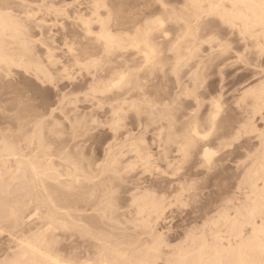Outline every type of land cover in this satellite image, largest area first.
<instances>
[{
    "label": "rangeland",
    "instance_id": "rangeland-1",
    "mask_svg": "<svg viewBox=\"0 0 264 264\" xmlns=\"http://www.w3.org/2000/svg\"><path fill=\"white\" fill-rule=\"evenodd\" d=\"M5 0H3V2H4ZM7 1V2H6ZM5 2L6 3H4V4H2L1 5V13H4V12H8V13H4V14H6L7 16H8V18L9 17H11V22H14V19L15 18H17V21H16V19H15V23L17 24V22H18V24H22L19 28L20 29H22L23 27V32H24V30L26 31V33L28 32V35H27V37H26V33H25V39H26V41H29V44H28V46H29V48H32V49H30L31 50V58L33 59V60H37V63H40L39 65L41 66V67H45V68H47V71L49 70V74H50V76H49V78L51 79V78H53V77H56V78H60V80H59V83L60 84H67L68 85V88L67 89H64V88H61V95H65V93L68 95L69 93H71V92H75V93H78L79 92V95H78V98L80 99H78L79 101H77V102H72L73 101V98L71 97V96H69L68 97V99L65 101V103L63 104V106H62V111H58V112H56L55 114H52L53 115V117L51 118L50 117V119H48V120H44V117L43 116H36V115H34V114H28V113H21V110H20V105L17 103V98H16V95H15V89L12 87V85H19V84H22V83H25V82H30V83H32V84H37V85H39V87H41V88H45L46 87V85L43 83V81L45 80V79H43L44 78V76L41 78V80H40V76H42L41 74H39L40 76H38V74L37 75H35L34 74V71H29V73H27L25 70H23V68H21L20 69V67L18 68V67H12L11 69H10V72H9V74H0V150H1V148H2V146L4 145V143H5V141H3L4 139H5V136H6V138L7 139H9V140H11L12 142H14V144L17 146L18 145V147L19 148H21V150H19V152H18V154H20L18 157H15L14 156V158L16 159V160H19L20 158L24 161V163H28V162H30V161H38L39 159H41V160H44L46 157L45 156H47L48 157V155H49V159H45V161L46 160H48V162H52V161H54V162H52V164L53 165H51V167H53V169L52 170H55L54 172H58L57 170H59L61 173H62V171L63 170H65L64 171V175H65V173H66V167H64V166H62V165H64L65 163V165L67 166V165H69V163H67L68 162V160H70L71 162L72 161H74V163H76V162H79V163H81V166H83V168L82 169H84V167L85 166H87V167H85V168H89L90 166H89V164H91V166L92 165H94V163H97V164H95L96 165V167L95 166H92V168H90V169H92L91 171H93L95 168H96V170L98 169V171H96L97 173H98V175H97V173L96 172H94L93 174H91V175H93V177L91 178V181H93L92 183H93V185L91 186L92 188H93V190L91 191L92 193H94V195H96V196H98L97 194H106L107 195V197H106V195H104L105 197H106V200L104 199L105 197L104 196H102V197H104L103 199H102V197L101 196H98V197H100V199H102L104 202H102V204H105L106 203V201L108 202L109 201V199H110V203H108V204H110V206L112 207H109L108 208V204H105V206L104 205H101V207L100 208H98V209H96V211H94L93 213L92 212H89V217H88V215H87V217H83L85 220H87L86 221V223L88 222V220H89V222H90V220L92 221V219L97 223V224H99L100 226H101V229H102V231L100 230V232H99V230H97L100 226H98L97 227V229H96V227H92L91 226V222L90 223H88L89 225L87 226V224L85 223V222H83L82 221V223L81 222H78L79 224H77V218H80V216H79V214H81V212H83L82 211V209L84 210V206L82 205L83 203H81L80 202V204H79V202L78 201H76V203L77 204H79V205H82V209H81V207H78L79 205H76V203L74 204V200H73V202H72V199H70L69 200V198L71 197V195L75 192V191H77V190H75L74 192H73V190L71 191L72 193H70L69 191H67L66 192V190H65V188H66V183H64V180H63V178L65 179L66 178V176L67 175H65V176H60V172H58L57 174V178L59 179L60 177V179H62V181L63 182H60L59 180H57L56 179V186H57V184L59 183L60 185H59V187H56V186H54L55 184L53 183V186H54V189H53V187L51 188V186H52V182L50 181V179L51 178H49V180H47L48 178H46V179H44V184H42L43 186L42 187H45V188H47V189H45L44 188V190H46V194L47 195H49V196H51V195H53V196H51L52 197V199L54 200V202H55V200H56V204L57 205H59L60 204V206L59 207H62V209L63 208H65V209H63L64 210V214L63 215H65L66 213V211H67V215H70V216H68L67 217V215L66 216H62V217H64V219L66 220L67 218H71L72 219V221H71V219L69 220V219H67L66 221H69L70 222V224H72L73 222H75V223H73V225L75 224V226H77V228L78 227H80V225H81V227H83V228H78L77 230L79 231V233H78V231L76 230H73V229H75V227H73V229H72V225L70 226V228H71V230H70V228H69V225L67 226V228L69 229V230H67V229H65V230H61V229H59V231L57 232V231H54V233H58L57 235H59V236H61V237H58V238H55V239H51L52 237L54 238V237H56V234H54V233H52L53 235H55V236H52V237H47V238H50L52 241L53 240H56V241H53L54 242V244H53V249H54V251L56 252V254H58V255H60V256H64V258H71V256H74L75 255V252L74 251H76L78 248H84L85 249V247H86V241H87V236H84L83 234H84V232L86 231V232H89L90 233V230H91V233L90 234H93V231L94 230H96V232H99V233H101V232H103V234H104V236L105 237H109L110 238V240L112 239V236H113V239H112V241L113 240H115V241H118V242H128V241H132V239L133 238H135V237H137V236H139V237H137V239H135V240H138V244L140 245V244H143V245H145L146 243L145 242H149V243H147V245L146 246H150V245H154V246H157L158 245V243H160V238H159V236L161 237V239H162V241H161V243L158 245V249H159V251L160 252H166L165 254H167L168 255V253H169V250H174L175 251V249H177L180 245H181V248H182V245L184 246H186V248L185 247H183V249H187V248H192L191 246H194L193 244H192V241L191 240H189L188 238H187V235L190 237V236H192V238L190 237V239H193L194 238V241H198L199 240V238L198 237H204V235L205 234H207L206 236H208L209 235V232H208V228H210L211 226L212 227H214L211 231H213L212 233H215L216 235H217V233L219 234V235H223V232L220 230L221 229V225H219V224H216L217 223V220L216 219H218V216H219V214L218 213H220V209L222 210V208L224 207V205L225 204H222L221 202H223V203H228L229 201H227V199H233V197H236V196H234V194H238V193H236V192H238V189H240V188H245L246 186L244 185V182H245V177H247L246 175H247V171L246 170H250V169H252L253 167H254V165L255 164H257L258 162H260V160H259V158H257V157H260V159L262 160L263 159V157H264V150L261 152V150H262V148H264V146H262L261 147V144L259 143V142H261V140H260V133H261V131L263 130L264 131V120H262V118H264L263 116L264 115H261L260 113H259V115H261V116H258V113H256V114H253L254 112L252 111V110H254L255 108H251V109H248V112L249 113H247V112H244L245 110H247V108H242L241 109V106L243 107L244 105V107H248V106H250L251 104V98L249 99V98H246L245 99V102H244V104H243V101H244V99L241 101L239 98H240V96H237V95H242L243 93H242V91H244L245 92V89L247 90H250V88L252 89V88H255V86H256V83L258 82V83H260V80L261 79H264V78H262V76L261 75H263L264 76V74H259L258 75V72H261L260 70H262V69H264V64H262L261 63V55L259 54L258 56L257 55H255L254 53H253V51H252V48H250V47H245V48H242L240 45H238L237 44V40H238V36H236V35H234V36H232V37H230V40H231V44H232V51L231 52H229V54H225V55H218V52L219 51H216V52H214L213 51V49H210V47L207 45V44H204V43H201L200 41L198 42L200 45H201V47H199V44H198V48H200V49H198V48H196V52H197V54H199V56H197L196 55V53H194L195 54V56H189V57H185V58H183L184 59V63L182 62V63H179V64H177L176 63V61L175 62H173L172 63V61L175 59V57H176V55H174L173 56V51L171 50V48H172V44L171 43H174V40H176V39H178V37H177V31H176V29H178L177 27H175V25L173 24V23H170V22H168V25H165L163 28V30H165V31H167L169 34H167V36L169 37H167L168 39L166 40V42L164 41L163 42V44H162V48L164 49H162V51H164V52H162L161 53V58L163 57V58H165V59H163L165 62L163 63V68L161 69H155V70H153V71H151V70H149V71H145V74H147V73H149V74H147V75H150V78H152V79H154L153 80V82L155 83V85L156 86H158V87H160V89H159V92H158V94L157 95H159L158 97H162V96H165L166 94H167V91H168V87L170 86V85H172L173 84V82H174V76H175V74H180L179 76L180 77H182V76H184L185 74H195L191 79H189V81H190V89H191V91H189L188 93H190L191 95L189 96V95H187V97H186V95H182V96H180L179 98H178V100L176 101V103L174 102L173 104H172V110H173V113H172V110H171V112L169 111V114H171V116H172V120L171 121H168L167 119H163L162 118V120H161V114H160V110H161V106L159 105V106H155V108H154V110H153V114H152V116L153 115H157V116H153L152 117V119L153 118H155L156 117V119H153V120H151V116H149V121H153L154 122V120L156 121L157 120V118L158 117H160L159 119H160V124H162V125H157V127H159L160 126V128H159V130L156 128V125H155V123H153V124H151V122H149L148 121V119L147 118H145V115L144 114H146V113H141V115L142 116H140L139 114H138V112H136V110L134 109V108H136V107H134V108H132V109H130V111H128V112H130V113H128L127 114V112H126V116H125V118L126 119H124V121H123V119L121 120V121H123V123L122 122H120L121 124H123V126H121V124H120V126L122 127L121 129H123V130H119L118 132V135H116V137L117 136H119L117 139H122V135H123V133H125L126 131H125V129H127V131H133V133H131L132 135H131V139L134 137V135H136L137 133H139V134H137V135H141V136H137L139 139H141L142 137L144 138V140H143V138H142V142H143V144H141V146H142V149L144 148L143 147V145H145L146 144V146H145V148L143 149V153L146 155V158L148 157H150V159H145V160H143V162H142V159H137L138 158V156L137 155H135V157L134 156H132V154L131 153H127V154H124L123 156H121V161H120V158H118V164L117 165H115V167H117V171L118 172H114L115 174H113V175H116L117 177H115L116 179H113L112 180V178H114V177H111V179L109 180V178L108 177H110L111 176V174L110 173H113V171H111L110 169L112 168V166H110V165H106V161H105V158L103 157V155H105V153L103 154V152H105V150L108 148V147H111L112 146V144H113V142L115 143V141L113 140V136H114V133H113V127L114 126H112V127H110V125H112V123L111 122H108L109 120V116L108 115H110V114H107L106 112H104L106 109L107 110H109V106L107 107V106H105L106 104H101L102 106H97L96 105V100H93V101H86V100H83L82 99V94L81 93H83L85 90H86V88L85 89H83L84 88V86H87V77H86V75H87V71L88 70H86L85 68H83V67H77V66H74L73 68H70V69H67L68 70V72L67 73H65V72H63L62 73V71H60L61 70V65L60 64H51L49 61H48V58H47V51H48V49H50L51 50V53H52V55H53V61H58V62H61V63H66L67 61H68V53H67V51H68V49H67V46L65 45L66 43L64 42V41H62V37L61 36H63V34L62 33H64V34H67V33H73L72 35L71 34H69L71 37L73 36L74 38H75V43L76 44H74V42H73V44H72V41H70L71 42V44H68V45H73V46H71V48H73V50H74V55L75 56H78V58L79 57H83V55L81 54V50H82V48L85 46V45H87V47L89 46L88 45V43H90L91 41H88V43L87 44H85V39H83L82 40V38H84L83 37V31L81 32V30H83V29H79V28H82V23L77 19V16L76 15H78V17H81V18H85V19H88L91 15H90V13H93L92 11L94 10V9H90L91 7H93L94 5H93V2H96V0L94 1L93 0V2H91L92 0H81V3L79 4V1L80 0H6ZM45 1V2H44ZM89 1H90V3H89ZM98 1H100V0H97V2ZM101 1H103V0H101ZM119 1V2H118ZM43 2V3H42ZM63 2V3H62ZM72 2V3H71ZM75 2V3H74ZM86 2V4L87 5H85V4H83V3H85ZM105 2H111V4H113L114 5V3H112V2H115V5L113 6H111L110 5V3L108 4V3H105ZM120 2H122V0H104L102 3H104L106 6H107V8L106 9H99V13H100V15L102 16V17H104V18H106L107 16V10L108 9H110V11H111V13L112 14H110L109 16L111 17L110 18V24L111 23H113L114 21H116L115 20V16H114V11H119L120 13H121V19H122V22L124 21H126L128 18H129V14H126V13H128L129 11H131V10H133V9H135V8H133V7H130V8H124L123 6H120ZM78 3V4H77ZM89 3V4H88ZM120 3V4H119ZM49 4V5H48ZM52 6H55V8L54 7H52ZM66 4V5H65ZM73 4V5H72ZM76 4L77 5H80L78 8L77 7H74V6H76ZM81 5H83V6H81ZM89 5H93V6H89ZM3 7V8H2ZM50 7V8H49ZM81 7V8H80ZM89 7V8H88ZM77 10H76V9ZM94 8V7H93ZM120 8V9H119ZM131 8H133V9H131ZM155 8V7H154ZM54 9L55 10H60V11H63L62 13H64V14H62L61 13V16H57V15H54V13H53V11H54ZM92 10V11H90V10ZM52 10V11H51ZM66 11V13H65V11ZM104 10V11H103ZM74 11V12H73ZM79 11V14H76V12H78ZM80 12H82L83 14H82V16H81V14H80ZM30 13V14H29ZM75 13V14H74ZM66 14H67V16H66ZM75 15V16H74ZM80 15V16H79ZM83 15H84V17H83ZM64 16V18H62ZM72 16H74L77 20H75V18L74 19H72ZM89 16V17H88ZM14 19H13V18ZM88 17V18H87ZM114 17V18H113ZM113 18V19H112ZM125 18H127V19H125ZM84 19V20H85ZM30 20V21H29ZM58 20V21H57ZM45 21V22H44ZM79 21V22H78ZM91 23L92 24H90V25H92V26H90V28H91V30L93 29V31L92 32H94V33H96L97 31H99V26H97L98 27V30H97V28H96V25L97 24H94V21H91ZM18 24H17V26H18ZM81 24V25H80ZM172 24V25H171ZM95 25V26H94ZM26 26V27H25ZM41 28H40V27ZM79 29V30H78ZM49 31H51V33H49L48 35H50V36H52L53 38L51 39L50 37H48V35H47V33L49 32ZM80 32V33H79ZM164 32V31H163ZM167 32H165V33H167ZM79 33V34H78ZM178 33H181V32H178ZM43 34V35H42ZM44 34H46V36H44ZM80 34H81V36H82V38H81V36H80ZM40 35H42L41 37H40ZM180 35V34H179ZM80 36V37H79ZM201 36V35H200ZM199 36V37H200ZM45 37V38H44ZM48 37V38H47ZM87 37V39L88 40H90L91 38L90 37H94V35H92V36H86ZM90 39H89V38ZM177 37V38H176ZM47 38V39H46ZM77 38H79L80 39V41H77V40H79V39H77ZM203 38H205L204 36H203ZM8 39V41L7 42H12V40L11 39H9V38H7ZM39 39H40V41H39ZM11 40V41H10ZM68 40H70V39H68ZM82 40V41H81ZM92 40V39H91ZM173 40V41H172ZM83 41H84V43H83ZM69 42V43H70ZM95 41H94V39H93V43H94ZM181 42H184V41H179V43H180V46H184V43H181ZM80 43V44H79ZM84 45V46H82V44ZM91 44L92 43H90V46L88 47V48H91L92 46H91ZM11 46L10 47H17L15 44H10ZM65 45V46H64ZM170 45H171V47H170ZM31 46V47H30ZM94 47H96L95 46V43H94ZM177 47H179L178 45H177ZM93 48V47H92ZM91 48V49H92ZM181 48V50H182V52H181V50L179 51L180 53L179 54H184L185 55V53H184V51H183V49H182V47H180ZM218 48V47H217ZM95 49H97V48H95ZM95 49H93V51L95 50ZM160 50H161V46H160ZM199 51V53H198V51ZM247 50V51H246ZM97 51L98 50H96V52H94L95 54H97ZM239 53H243V54H245V57H246V63L245 64H236V63H234V61L238 58V54ZM183 55V56H184ZM186 56H188L187 54H186ZM174 57V58H173ZM197 59H196V58ZM172 58H173V60H172ZM191 58V59H190ZM171 59V60H170ZM181 60H182V57H181ZM188 60V61H187ZM198 60H199V62H198ZM201 61V62H200ZM187 62V63H186ZM197 62V63H196ZM171 63H172V65H171ZM200 63H202V64H200ZM167 64V65H166ZM174 64V65H173ZM178 67H177V66ZM194 65H196V68H197V66H198V69H194ZM199 65H200V67H199ZM103 66V65H102ZM101 66V67H102ZM105 66H106V68H105ZM105 66H103L102 68H97L96 70L98 71V69L99 70H102L103 71V73H105V72H107V70L110 68V66H108V65H105ZM174 66V67H173ZM186 66V67H185ZM180 67V68H179ZM44 68V69H45ZM108 68V69H107ZM175 68V69H174ZM176 68H177V70H176ZM259 68V69H258ZM46 70V69H45ZM90 70H93V69H90ZM89 70V71H90ZM104 70H106L105 72H104ZM176 70V71H175ZM180 70V71H179ZM158 71V72H157ZM175 71V72H174ZM26 72V73H25ZM33 72V73H32ZM100 72V71H99ZM142 72H144V71H142ZM147 72V73H146ZM174 72V73H173ZM32 73V74H31ZM70 74V75H69ZM102 74V73H101ZM106 74V73H105ZM139 74H141V73H139ZM143 74V73H142ZM152 74H154V76H157L158 77V80H157V78L155 79V77L152 75ZM156 74V75H155ZM164 75V78H163V75ZM173 75V77H172V75ZM183 74V75H182ZM197 74H198V76H199V74H200V76H201V74H202V77L200 78L199 77V80H196L197 79ZM5 75V76H4ZM36 76V77H33V76ZM160 76V79H159V76ZM169 75H171L170 77H169ZM52 76V77H51ZM70 76V79H64L63 77H69ZM145 76V75H144ZM152 76V77H151ZM195 76H196V78H195ZM39 77V79H38V81L36 80L37 78ZM162 77V78H161ZM36 78V79H35ZM85 78V79H84ZM167 78V79H166ZM172 78H174L173 79V81H171L172 80ZM261 78V79H260ZM47 80H49L48 78H46ZM203 79V81L202 82H204L205 83V85H204V83L202 84V83H200L199 84V82L198 81H200V80H202ZM260 79V80H259ZM36 80V81H35ZM39 80H40V82H39ZM159 80H160V82H162V80H163V82L162 83H160L159 82ZM169 81H171L170 82V84H169ZM195 81H197L198 82V85L196 84L197 82H195ZM263 80H261V82H262ZM156 82H158V83H156ZM168 82V83H167ZM192 82V83H191ZM195 82V83H194ZM201 82V81H200ZM84 83H85V85H84ZM160 83V84H159ZM257 83V86L259 85ZM5 84H7L8 86L7 87H4V85ZM159 84V85H158ZM162 84V85H161ZM196 84V85H195ZM255 84V85H254ZM84 85V86H83ZM193 85H195V86H193ZM199 85L200 86H202L203 88H200L199 87ZM196 86L198 87V88H196ZM172 87V86H171ZM192 87V88H191ZM82 88V89H81ZM83 90V91H81V90ZM198 89V90H197ZM200 89H202V91L204 90V92H200ZM49 90V92L51 93V95H52V98L53 99H55V89H52V88H49L48 89ZM161 90V91H160ZM166 90V91H165ZM170 91H171V88L169 89ZM247 90V91H248ZM196 91H199V93L198 92H196ZM231 91V92H230ZM150 92H151V90H150ZM154 92V91H153ZM162 92V93H161ZM164 92V93H163ZM165 92H166V94H165ZM192 92V93H191ZM194 92H195V95H192V94H194ZM161 93V94H160ZM168 93H170L169 91H168ZM187 93V94H188ZM197 93V94H196ZM206 94L205 95V98H204V94ZM230 93V94H229ZM163 94V95H162ZM198 94H199V96H200V99H199V97H196V96H198ZM63 95V96H64ZM161 95V96H160ZM201 95H202V97H201ZM210 95H212V96H214V98L216 99L217 98V100H219V98L221 97V99L219 100V102H220V105L222 104V106H223V108H222V106H221V108L222 109H226L227 110V113H228V115H229V117H230V125L229 124H227L228 125V127H227V125H223V127L225 128L226 127V129H223L222 128V126H219L220 124H218V122H217V124H218V126L219 127H221L222 129H220V128H218V126L216 127L217 129H219V133H218V130H215V132L216 133H213L211 136H209L210 138H207L205 141H203V142H199L197 145H196V147L198 148V150H197V148L196 147H194V148H196V149H192L193 151H194V153L197 155V157H196V155L190 150L189 152L191 153H193V154H189L190 156H188V157H190V158H188L187 159V156H186V158H185V155L183 154L182 155V151L180 150L181 149V147L180 146H178V145H176L174 142H172V144H169V143H171L170 141H168L167 143H168V145H165V142H166V138H169L170 137V135H169V132H173V133H175V134H180L179 133V131L181 130V128H182V120H183V116H184V114L183 113H185L186 112V109H188V107H185V104H186V106L188 105H192V104H194V105H192V107H191V105H190V107L192 108V110H193V108H195V111L194 112H196V114H195V116L197 115H200V116H198L199 118L198 119H201V121H199L198 119H197V122H198V124H199V122H201L199 125H200V130L201 131H203V129H204V131L206 130V131H208L207 130V128L209 129V127L210 126H208V121H206L207 120V118H208V115H209V113H210V111L211 110H209V109H211V107H212V101H214V100H212V99H214V98H212L211 99V97H210ZM216 95H220V96H217L216 97ZM191 96H193V98H191ZM206 96H209V98H207ZM157 96L155 95V98H156ZM190 97V98H189ZM219 97V98H218ZM236 97H239V98H236ZM159 98V99H160ZM162 98H164V97H162ZM159 99H158V101H159ZM180 99H182V100H180ZM191 99H193V100H191ZM198 99V100H197ZM202 99V100H201ZM205 99V100H204ZM72 100V101H71ZM161 100V99H160ZM164 100V99H163ZM200 100V101H199ZM211 100V102H209ZM236 100H238V101H236ZM156 101H157V98H156ZM178 101H181V103L180 102H178ZM205 101V102H204ZM216 101V100H215ZM236 101V102H235ZM239 101H241V103L243 104V105H238L240 102ZM91 102V103H90ZM94 102V103H93ZM204 104H203V103ZM57 103H59V101H57ZM179 103H180V105H179ZM189 103V104H188ZM199 103H200V105H199ZM208 103V104H207ZM235 103H236V105H235ZM238 103V104H237ZM240 103V104H241ZM90 104H92L91 106H90ZM175 104V105H174ZM202 104V105H201ZM209 106L210 104H211V106L209 107V108H207L208 106ZM248 104H250V105H248ZM89 105V106H88ZM238 105V106H237ZM246 105H248V106H246ZM173 106H174V108H173ZM195 106V107H194ZM204 106V107H203ZM87 107V108H86ZM160 107V108H159ZM189 107V108H190ZM200 107V108H199ZM238 107H240V108H238ZM250 107H253V105L252 106H250ZM250 107H248V108H250ZM89 108V109H88ZM140 108V111L141 112H144L145 111V109H144V111L142 110V108L141 107H139ZM157 108V109H156ZM181 108H182V110L184 109V111H182L181 110ZM50 109V108H49ZM48 109V112H47V114H49V112H50V110ZM133 109H134V111H133ZM138 109V108H137ZM159 109V110H158ZM241 109V110H240ZM106 110V111H107ZM251 110V111H250ZM40 111H43V109H41ZM73 111H75V113L73 112ZM138 111H139V109H138ZM155 111V112H154ZM157 111V112H156ZM209 111V112H208ZM76 112H77V114H76ZM82 112V113H81ZM87 113V114H85L84 115V113ZM89 112V113H88ZM93 112V113H92ZM104 112V113H103ZM179 112H181V113H179ZM183 112V113H182ZM206 112V113H205ZM74 113V114H73ZM106 113V114H105ZM46 114V115H47ZM82 115V117L83 118H81L80 117V119H78L79 120V122L77 123V120H76V122H74V121H72V117L74 116V115H79V116H81ZM125 114V113H124ZM133 114H134V116H137V117H134L133 116ZM136 114V115H135ZM183 114V115H182ZM202 114H203V117H201L202 116ZM241 114V115H240ZM244 114H251L252 116H254L253 117V119L251 120V118H250V116L249 115H247V117H245L246 115H244ZM88 115H90L89 117H88ZM105 115H106V117H105ZM147 115H149L148 113H147ZM146 115V116H147ZM175 115V116H174ZM49 116V115H48ZM66 116L68 117V119L66 118ZM140 116V117H139ZM196 116V117H197ZM235 116H238V117H235ZM243 116H244V118H243ZM248 116H249V119H248ZM257 116V117H256ZM85 117V118H84ZM133 117H134V119H133ZM138 117H139V119H138ZM142 117H144V118H142ZM148 117V116H147ZM241 117L243 118V119H241ZM259 117H262V118H260L259 119ZM106 118H108V119H106ZM128 118V119H127ZM137 119V121H135L136 119ZM240 118V120H238ZM70 119H71V121L73 122V123H76L75 124V127L74 128H76V133H75V136L72 138L73 139V141H72V144H75L76 142H77V144H79V146H81V147H78V149L77 148H75V150H77V151H75V150H71L72 151V153H71V151L68 153L67 152V154H66V151H65V154L63 153V148L60 146L61 145V142H63V140H65V141H67V140H69L70 139V137L71 136H69V135H71L72 134V130L74 129V128H72V126H70V125H72L71 124V122H70ZM82 119H84V120H82ZM158 119V120H159ZM237 119V124L235 123L236 120ZM249 120V123L250 124H248V120ZM38 121V123H36V124H38L37 126H36V124L34 123V122H37ZM53 120H54V122H56L55 123V126H56V124H57V128L56 129H54L53 128V124L54 123H52L53 122ZM134 121L135 123H133V122H131V121ZM139 120H140V123H137V122H139ZM157 120V121H158ZM205 120V121H204ZM245 120V121H244ZM40 121H43V123H41L43 126H45V128L43 129V130H41L42 128H43V126L41 125V129H39V124H40ZM58 121V122H57ZM143 121H144V123H143ZM162 122V123H161ZM165 122V123H164ZM240 122H242L241 124H239ZM243 122H245V124H243ZM247 122V123H246ZM259 122V123H258ZM137 123V124H136ZM149 123V124H148ZM166 124V125H164V124ZM168 123H170V124H168ZM207 123V124H206ZM221 123V122H220ZM22 124V125H21ZM33 124V125H32ZM50 124V125H49ZM110 124V125H109ZM135 125V126H137L138 124H140L137 128H138V130L141 132H139L138 130H137V128H136V130L134 129V127L132 126V125ZM150 124H151V126L153 125V128L155 127L158 131H156L155 133H156V135L153 133V132H151V130L153 131H155L156 129H153L152 127H150ZM157 124V123H156ZM223 124V123H222ZM221 124V125H222ZM235 125L236 124V127L235 126H232V125ZM243 124V125H242ZM247 124V125H246ZM253 124V125H252ZM30 127H29V126ZM35 125V126H34ZM51 125H53V126H51ZM125 125V126H124ZM126 125H128L127 127H126ZM155 125V126H154ZM164 125V127H162L161 128V126H163ZM207 125V126H206ZM240 125V126H239ZM242 125V126H241ZM245 125V127H249V128H245L246 129V133L247 132H249V133H247V134H244V135H242L241 137H240V139L236 142V143H232L231 141H232V137H234L235 135H236V129H241V128H243V126ZM250 125H252V127L250 126ZM22 126V127H21ZM49 126H50V128H49ZM131 126V127H130ZM206 126V127H205ZM231 126V127H230ZM254 126V127H253ZM24 127V128H23ZM28 127V128H27ZM34 127H35V131L36 130H38L39 129V131L38 132H40V130H41V132L43 131L44 132V135H42V136H44L43 138L45 139H43L42 137H41V139L42 140H44V143L42 142V144H43V147H44V145H45V149H43L42 148V151L40 152V153H42L43 152V150H46L47 149V151H49L50 153H48V152H46V155L45 156H43L44 155V153L43 154H41L40 155V153L37 151V149L39 150V148H35L34 149V146L36 147L37 145V143L35 144V142L36 141H32L31 142V144H29L28 143V141H26L27 139H29V137H28V135L30 136V139L33 137V135L31 136V134H34L35 135V132H33L34 130ZM36 127L38 128V129H36ZM48 127V128H47ZM52 127V128H51ZM58 127H60V128H58ZM150 127V128H149ZM169 127V128H168ZM233 127V128H232ZM236 129H235V128ZM18 128V129H17ZM46 128H47V130H46ZM131 128V130H129ZM139 128H141V129H139ZM168 128V129H167ZM174 128V129H173ZM252 128H254L253 129V132H250V131H252ZM6 129H8V130H6ZM24 129V130H23ZM58 129V130H57ZM134 129V130H133ZM161 129H163V130H165V129H167V131H169V132H163V130H162V132H163V134L161 133ZM228 129H230V131H228ZM257 129V131H255ZM46 130V131H45ZM57 130V131H56ZM150 132H149V131ZM224 130H226V133L224 132ZM247 130H250V131H247ZM29 131H32V132H30L29 133ZM55 131V132H54ZM108 131V132H107ZM109 131H111V132H109ZM122 131H124V132H121ZM136 131H138V132H136ZM144 131V133H142ZM234 131V132H233ZM12 132V133H11ZM26 134H25V133ZM38 132H36V136H34L33 138H35V137H37L39 134H38ZM40 132V133H41ZM60 132H62V133H60ZM134 132H135V134H134ZM158 132L160 133V135H162V136H160L159 134H158ZM230 133V136L227 134V133ZM232 132V133H231ZM9 133V134H8ZM29 133V134H28ZM112 133V134H111ZM154 134V135H152V134ZM165 133H167L169 136H167L166 137V134ZM218 133V135H220L218 138L217 137H215V135ZM252 133V134H251ZM4 134H5V136H4ZM24 134V135H23ZM43 134V133H42ZM63 135L62 137L64 138V139H62V137H60L61 135ZM157 134H158V136H157ZM225 134V137L223 138V135ZM233 134V135H232ZM250 134V135H249ZM257 134V135H256ZM27 135V136H26ZM41 135V134H40ZM48 135V136H47ZM152 135V136H151ZM217 135V136H218ZM259 135V136H258ZM4 136V137H3ZM9 136H10V138H9ZM23 136H24V140H23ZM26 136V137H25ZM109 136H112V137H109ZM136 136H135V139H136ZM228 136V137H227ZM3 137V138H2ZM28 137V138H27ZM161 137H162V139H161ZM213 137V138H212ZM215 137V138H214ZM221 137V138H220ZM229 138V139H225V138ZM19 138V139H18ZM25 138H27V139H25ZM57 138V139H56ZM113 140V142H112V140ZM153 138H156V139H153ZM223 138V139H222ZM18 140V142H17V140ZM61 139H62V141H61ZM160 139L161 140H163V145H165V146H163L162 145V143H160L159 141H160ZM166 139V140H165ZM217 139V140H216ZM219 139V140H218ZM225 139V140H224ZM256 139V140H255ZM19 140H20V142H19ZM47 140V141H46ZM111 140V141H110ZM134 140V139H133ZM154 140H158L157 141V143H158V146H157V144H156V141H154ZM223 140V141H222ZM228 140V141H227ZM2 141V142H1ZM59 141H61V142H59ZM208 141V142H207ZM73 142H75V143H73ZM108 142H110V146H108L109 145V143ZM141 142V143H142ZM34 143V146L32 145ZM108 143V144H107ZM153 143H155V144H153ZM30 145V146H28V145ZM71 144V143H70ZM71 144V145H72ZM70 145V146H71ZM107 145V148L105 147ZM169 145H174L172 148H171V146L169 147ZM258 145H259V147H258ZM162 146H163V151H166L165 153L162 151H160V149H162ZM180 147V148H178V147ZM201 146H206V147H208V148H210V149H212L213 151H215V155H214V158H213V160H212V162H214V163H212L211 162V164H208V165H206V164H204L203 163V161H202V159H201V157H200V151H201ZM31 147V148H30ZM61 147L62 148V151H59L60 149L59 148ZM157 147V148H156ZM167 149H165V148ZM168 147V148H167ZM33 148V149H32ZM104 148H106V149H104ZM172 149V150H170V153L173 151V150H175V148H178V150H176V151H173L172 153H171V155H169V156H166V154L168 155V153H169V151H168V149ZM258 148V149H257ZM260 148H261V150H260ZM48 149H50V150H48ZM104 149V150H103ZM159 149V150H158ZM257 149V150H256ZM34 150H36V151H34ZM179 150H180V152H179ZM32 151V152H31ZM147 153L148 151V155L145 153V152ZM163 154L164 153V156L161 154L160 155V152ZM195 151H199V153L198 152H195ZM31 152V153H30ZM37 154H36V153ZM61 152V153H60ZM159 154H158V153ZM168 152V153H167ZM179 152V153H178ZM28 153H30V154H28ZM33 153H35V154H33ZM151 153V154H150ZM156 153L158 154V155H160L159 157H160V159L157 157V155H156ZM178 153V154H177ZM250 153V154H249ZM254 153V154H253ZM257 153V154H256ZM26 154V155H25ZM48 154V155H47ZM176 154V155H175ZM256 154V155H255ZM261 154V155H260ZM32 155H34V156H32ZM40 156V158L38 159V157ZM60 155H61V157H60ZM67 155H69V156H67ZM72 155V156H71ZM79 155H80V157H79ZM125 155H126V157H125ZM134 155V154H133ZM191 155H193L192 157H191ZM251 155V156H250ZM22 156V157H21ZM29 156V157H28ZM43 157V159H42V157ZM106 156V155H105ZM129 156V157H128ZM161 156H163L162 158H161ZM180 156H181V158H180ZM183 156H184V158H183ZM262 156V157H261ZM10 157V156H9ZM20 157V158H19ZM32 157H34V159L32 158ZM45 157V158H44ZM51 157V158H50ZM68 157V159H66V158ZM73 157V158H72ZM76 157V158H75ZM107 157V156H106ZM124 157V158H123ZM128 157V158H127ZM131 157V158H130ZM134 159H133V158ZM137 157V158H136ZM165 157V158H164ZM254 157H256V158H254ZM3 159H4V157H2ZM5 158H7L6 159V161H8L7 163H5V165L6 166H10V167H6V169L8 168H10V170L11 169H14L12 166H14L15 165V159L13 158V156H11L10 158H8V156L7 157H5ZM13 158V159H12ZM18 158V159H17ZM36 158V159H35ZM136 158V159H135ZM167 158H168V160H167ZM179 158H180V160H179ZM185 159V160H181V159ZM199 158H200V161H199ZM9 159V160H8ZM20 159V161H22ZM38 159V160H37ZM52 159V160H51ZM63 159H65L64 161H63ZM109 159V158H108ZM144 159V158H143ZM154 159V160H153ZM254 159V161L256 162H253V163H255L254 165L252 164V160ZM258 159V160H257ZM67 160V161H66ZM102 160V161H101ZM103 160L105 161V162H103ZM129 160V161H128ZM133 160H137V163H138V165L136 166V162H135V164L133 163L134 161ZM139 160H141V162L142 163H140V162H138ZM146 160H148V163L146 162ZM162 160V161H161ZM164 160V161H163ZM178 160V161H177ZM187 160V161H186ZM10 161V162H9ZM22 161V162H23ZM27 161V162H26ZM40 161V160H39ZM66 161V162H65ZM108 162H109V160H107ZM122 161H124V162H122ZM150 161H151V163H150ZM161 161V162H160ZM179 161H181V163L179 162ZM182 161H184L185 163H183ZM202 161V162H201ZM258 161V162H257ZM14 164H13V163ZM42 162V161H41ZM60 162V163H59ZM65 162V163H64ZM121 162H122V164H121ZM132 162V163H131ZM170 162V163H169ZM200 162V163H199ZM215 162H217V163H215ZM219 162V163H218ZM23 163V165H25ZM59 163V164H58ZM79 163H77L78 164V166L80 167V165H79ZM104 163V164H103ZM110 163V162H109ZM108 163V164H109ZM124 163V164H123ZM126 163H128V164H126ZM143 164V163H145V165L146 164H148L147 166H145V167H142L143 165H140V164ZM178 163H180V164H178ZM204 165H203V164ZM84 164V165H83ZM122 166H121V165ZM126 164V165H125ZM132 164H134V166H132ZM22 165V167H21V169L18 171V172H16L15 173V175L13 174V180H10L9 179V174L7 173V174H5L6 176V178H5V181L4 182H2V183H0L1 184V186H4L5 187V190H6V195L8 196V197H6V195L5 194H3L2 195V192L0 191V199L2 200H0V207H1V209L3 210L4 208H6V209H4L3 210V214H2V216H1V211H0V216L2 217V219L0 220V233H3V235H0V262L1 261H3V263H1V264H4V261H5V258L7 257V259H6V262H5V264H7V260H8V255H10L11 254V252L12 251H14L15 250V246H16V244L17 243H20V241H21V239H23L24 237H26V236H23V233H24V235H26L25 233V231H27V230H25L24 231V229L23 228H25V229H27V228H29V227H25V226H22L23 228H21L22 230H23V232L22 233H20V232H18L19 231V227H16V229H14L13 230V228H15L14 227V225L12 224L11 225V222L7 219L6 220V222L4 221L5 220V218L4 217H6V214H4L5 212L4 211H7V209L9 208V206H12L13 204H16L17 205V203H19L18 205L19 206H21L22 204H24L25 203V201H27L28 199H25V198H27L28 196L29 197H31V199H32V191H31V186L29 185V183L27 182V180H26V176H25V173H24V171L26 172V170H28V167H27V169L25 170V168H24V166ZM98 165V166H97ZM118 165H119V168H118ZM150 165V166H149ZM253 167H252V166ZM70 166V165H69ZM104 166H107L108 168H109V170H107L108 168L107 167H104ZM110 166V167H109ZM131 166V167H130ZM149 166V167H148ZM156 166V167H155ZM120 167H121V170H120ZM127 168V170L128 169H131V171H126V168ZM130 167V168H129ZM132 167H134L133 168V170H132ZM148 167V168H147ZM151 167H153V168H151ZM179 167V168H178ZM0 168H1V170H3L2 169V167H1V163H0ZM5 168V167H4ZM58 168V169H57ZM65 168V169H64ZM94 168V169H93ZM99 168H102V171L104 172H106V170H107V174L105 173V175H103L102 173L100 174L99 172L101 171V169L99 170ZM105 168V170H103ZM123 168H124V171H123ZM140 168V169H139ZM143 168H144V170H143ZM170 168V169H169ZM152 169H154V170H152ZM157 169H159L160 171L159 172H156V170ZM162 169V170H161ZM51 170V171H52ZM84 170H86V169H84ZM89 170V169H88ZM88 170H86V172L88 171ZM195 170V171H194ZM12 171V170H11ZM50 171V172H51ZM91 171H88L87 173H91ZM95 171V170H94ZM108 171L110 172L109 174H110V176H108L107 177V175H108ZM129 172V174L128 173H126V172ZM153 171H155V172H153ZM122 172V173H121ZM145 172H150V173H153L154 174V176H155V178H153V176H150L149 177V179H147V180H145V179H143V174L145 173ZM164 172H167L168 173V175H163V173ZM246 172V173H245ZM52 173H53V171H52ZM55 173V174H56ZM89 173V174H90ZM137 173V174H136ZM139 173V174H138ZM143 173V174H142ZM184 173H186L187 175H184V177H182V175L184 174ZM244 173V174H243ZM194 174H196V175H194ZM62 175H63V173H62ZM101 175V176H100ZM119 175V176H118ZM243 175V176H242ZM60 176V177H59ZM97 176V177H96ZM98 176H99V178H98ZM137 176H138V178H137ZM186 176V177H185ZM245 176V177H244ZM48 177H51V176H48ZM68 177V176H67ZM135 178V180H134V178ZM181 177V178H180ZM244 177V179H242ZM68 178H70V177H68ZM68 178H66V180H69V182H71V179H68ZM105 178H107V179H105ZM132 178H133V182L134 183H136L138 180H140V181H138L139 183H141V186H140V188H139V185L140 184H138V182H137V184H138V189H140V195L142 196V198H141V200L139 199V202L140 201H142V202H146V203H150V201L152 202V204H161V205H163L164 206V209H163V213H164V215H163V213H162V216H160L158 219H157V216L156 215H154V217L156 218V220H158V221H156V223H155V225L153 224L154 222H155V220L153 221L152 219H155V218H153V212L152 211H150V212H152V214L150 213V215L147 217V215H145V214H143V215H145V219L147 218V222H148V220H150L151 222H148L147 224H149L150 223V226L152 225V227H150V226H148L147 224H145L146 222H143L144 223V225H146V226H140L141 227V229H140V227L139 226H137V225H141V224H143V223H141L140 222V217H137V215H136V217L137 218H139V222H138V219L136 220L135 219V211H134V208H132V207H136V205H137V203L136 202H138V200L135 202L134 200H133V195H131L132 193L128 190L129 188L132 190L133 188H135V189H133V190H135V192L138 190L137 189V187H134L136 184H134L131 180H132ZM193 178V179H192ZM94 179V180H93ZM138 179V180H137ZM143 179V180H142ZM156 179V180H155ZM180 180V182H183V183H178V180ZM46 180V181H45ZM110 182L111 181V183H112V181H113V183L112 184H108V182ZM241 180V181H240ZM244 180V181H243ZM87 181V180H86ZM176 181H177V183H176ZM243 181V182H242ZM21 182V183H20ZM25 182H27V184L28 185H26V183ZM55 182V181H54ZM69 182L67 181V183L69 184ZM85 182V180H83V183ZM89 182L90 181H88L87 183H86V185H88L89 186ZM95 182L97 183V184H99V185H95ZM99 182V183H98ZM123 182H124V184H123ZM130 182H132V183H130ZM187 182H188V184H190V185H188L187 184ZM242 182V183H241ZM23 183V184H22ZM25 183V184H24ZM64 183V184H63ZM82 183V182H81ZM82 183V186L85 184H83ZM91 183V184H92ZM154 183V184H153ZM90 184V185H91ZM101 184H104L105 185V188L107 189V192H105V190L103 189L104 188V186L103 185H101ZM107 184L111 187V188H109V186H107ZM127 184V185H126ZM185 184V185H184ZM241 184H243V185H241ZM261 185V183L260 182H258V185ZM21 185V186H20ZM22 185H24V186H26V188L24 187V186H22ZM40 185V184H39ZM46 185H47V187H46ZM49 185H51V186H49ZM63 185H65V186H63ZM100 185L101 186H103V188L101 187L100 188ZM134 185V186H133ZM155 185V186H154ZM179 185V186H178ZM181 185V186H180ZM239 185V186H238ZM28 186H29V190L31 191H29V190H27V188H28ZM36 186V185H35ZM37 186H38V184H37ZM82 186H81V189H79L78 191H80V190H83L84 188H86V187H88V186H85V187H83V189H82ZM95 186V187H94ZM97 186V187H96ZM143 186V187H142ZM186 187V189H185V187ZM19 187H21V189H23L24 191H23V193L22 192H20V190L21 189H18ZM40 186H38V188H39ZM42 187H40L39 189H41ZM49 187V188H48ZM55 187H56V189H55ZM109 189H108V188ZM132 187V188H131ZM169 187H171V188H169ZM173 187H174V190H173ZM177 187V189H175ZM179 187V188H178ZM184 187V188H183ZM192 187V188H191ZM260 187V186H259ZM27 190V191H29L30 193V195L28 194V192L25 190V189ZM59 188V189H58ZM62 188V189H61ZM64 188V189H63ZM99 188V189H98ZM18 189V191L16 192V190ZM49 189V190H48ZM59 191H58V190ZM96 189V190H95ZM101 189H102V191L104 190V192H102V193H98V191L97 190H99V192L101 191ZM111 189H112V191H111ZM143 189H146L145 190V193H144V190ZM153 189V190H152ZM171 191H170V190ZM184 189V190H183ZM190 189V190H189ZM232 191H231V190ZM234 189V190H233ZM54 190V191H53ZM56 190V191H55ZM64 190V191H63ZM132 190V191H133ZM141 190H143V191H141ZM176 190V191H175ZM225 190V192L227 191H229V193H230V196L228 195L229 193H224L223 191ZM243 190V189H242ZM242 190H241V192H242ZM8 191V192H7ZM26 191V192H25ZM77 191V192H78ZM84 191V190H83ZM97 193H95V192ZM128 191L130 192V195H128L129 193H128ZM139 191V190H138ZM137 191V192H138ZM146 191H149V192H146ZM174 191L176 192V193H174ZM181 191V192H180ZM233 191H234V194H233ZM56 194L57 196H55L54 194ZM115 192V193H114ZM157 192V193H156ZM222 192H223V194H222ZM49 193V194H48ZM67 193V194H66ZM70 193V194H69ZM112 193L113 195H112V197L110 196V194ZM127 193V194H126ZM144 193V194H143ZM156 193V194H155ZM170 193L173 195V196H171L170 195ZM219 193H220V195L222 196L220 199H221V201H220V199L218 198L217 199V197L218 196H220L219 195ZM232 193V194H231ZM9 194V195H8ZM24 194H28V196H26V195H24ZM76 194V193H75ZM134 194V193H133ZM135 194H137V193H135ZM134 194V195H135ZM148 194V195H147ZM164 194H166V195H164ZM183 194V195H182ZM5 195V196H4ZM19 195V196H18ZM58 195H59V197H65V196H67V197H65L64 198V201L63 202H61V200H63L62 198H61V200H60V198H59V200L56 198H53L54 196L55 197H58ZM65 195V196H64ZM69 195V196H68ZM109 195V196H108ZM139 195V194H138ZM153 195V196H152ZM160 195V196H159ZM162 195V196H161ZM164 195V196H163ZM226 195V196H225ZM227 195H228V197H227ZM231 195H232V197H231ZM24 196H26V197H24ZM74 196V195H73ZM128 196H129V198H128ZM137 196V195H136ZM153 198H152V197ZM178 196V197H177ZM224 196V197H223ZM4 198V200H3V198ZM23 197H24V199H23ZM28 197V198H29ZM69 197V198H68ZM157 197V198H156ZM180 197V198H179ZM237 197H238V195H237ZM67 198H68V200H67ZM71 198H73V197H71ZM109 198V199H108ZM132 200H131V199ZM144 198V199H143ZM159 198H161V201H160V199ZM166 198V199H165ZM172 198H174V200L172 199ZM192 198V199H191ZM194 198V199H193ZM225 198V200H223V199ZM130 199V200H129ZM144 201H143V200ZM150 199V200H149ZM154 199H155V201H154ZM25 200V201H24ZM58 200V201H57ZM66 200V201H65ZM101 200V201H102ZM149 200V201H148ZM166 200V201H165ZM168 200V201H167ZM186 200V201H185ZM217 200V201H216ZM218 200H219V202H218ZM223 200V201H222ZM230 200V201H231ZM17 201V202H16ZM59 201H60V203H59ZM148 201V202H147ZM225 201V202H224ZM4 202H5V204H4ZM7 202V203H6ZM15 202V203H14ZM20 202H21V205H20ZM68 202V203H67ZM72 202V203H71ZM134 202L136 203V204H134ZM156 202V203H155ZM160 202V203H159ZM218 202V203H217ZM10 203V204H9ZM64 203L66 204V205H64ZM168 203H169V205H168ZM176 203V204H175ZM4 205V207H3V205ZM8 204H9V206H8ZM12 204V205H11ZM62 204V205H61ZM114 204H115V206H114ZM174 204V205H173ZM218 204V205H217ZM2 205V206H1ZM107 205V206H106ZM135 205V206H134ZM220 205V206H219ZM222 205V206H221ZM7 206H8V208H7ZM64 206H66V207H64ZM67 206L69 207V208H67ZM72 206V207H71ZM13 207V206H12ZM73 207H75V208H73ZM107 207V208H106ZM79 208V209H78ZM111 208V210H109ZM113 208H115V210L113 209ZM118 208V209H117ZM126 208V209H125ZM167 210H166V209ZM217 208V209H216ZM80 209H81V211H80ZM100 209V210H99ZM104 211H103V210ZM107 209V210H106ZM112 209L115 211L113 214H115V215H113L112 214V216L110 217V215H109V213L112 211ZM133 209V210H132ZM136 209V208H135ZM207 209V210H206ZM217 210V212H215L216 210ZM31 209H28V211H30ZM66 210V211H65ZM78 210V211H77ZM76 211V212H75ZM98 211H99V213H98ZM134 211V212H133ZM77 212H79L77 215H76V213ZM88 212V211H87ZM87 212H84L85 214L87 213ZM97 214H99V215H96V213ZM101 212V213H100ZM102 212H104V213H102ZM119 212V213H118ZM130 212L132 213V214H130ZM61 213V212H60ZM63 213V212H62ZM62 213H61V215H62ZM84 213H82L81 215H84L85 216V214ZM92 214V218H90V216H91V214ZM108 213V214H107ZM134 213V214H133ZM210 213V214H209ZM88 214V213H87ZM104 214V215H103ZM126 214H129V216H130V218H129V216L128 215H126ZM155 214V213H154ZM204 214H205V216H204ZM213 214H214V216H215V219H214V216H213ZM101 215V216H100ZM103 215V216H102ZM108 215H109V217H108ZM123 215V216H122ZM132 215V216H131ZM71 216H74V217H71ZM77 216V217H76ZM96 216H97V218H96ZM98 216H100V217H98ZM115 216V217H114ZM150 216H152V217H150ZM67 217V218H66ZM82 217V216H81ZM94 217V218H93ZM108 217V218H107ZM112 217H114V218H112ZM122 217V218H121ZM144 216H142V218H143ZM152 218V219H148V218ZM162 217V218H161ZM74 218H75V220H74ZM83 218H80V219H83ZM87 218H90V219H87ZM95 218L98 220L99 218H101V219H99L98 221H96L95 220ZM104 218V219H103ZM210 218V219H209ZM106 219H108V220H106ZM128 219H130V220H128ZM135 219V221H132V220H134ZM144 219V218H143ZM211 219H213V221H211ZM101 220V221H100ZM209 222V224L211 223V226H209L208 227V223H207V221ZM210 220V221H209ZM127 221V222H126ZM8 222V223H7ZM69 222H67L68 224H69ZM72 222V223H71ZM93 222V221H92ZM135 222H137V223H135ZM158 222V223H157ZM207 223V225H206V223ZM214 222V223H213ZM81 223V224H80ZM85 223V225L86 226H84L83 224ZM212 223L215 225V226H217L218 228L217 229H219V231H220V233H219V231L217 230V229H215L216 227L214 226V225H212ZM2 224V225H1ZM38 224V223H37ZM36 224V228H38L40 225H42L41 223H40V225L38 224L37 225ZM97 224H96V226H97ZM10 225H11V227H10ZM13 226V227H12ZM203 226V227H202ZM206 228H205V227ZM220 226V227H219ZM33 227H35V226H33ZM86 227V228H85ZM89 227H92V228H94V229H92V228H89ZM133 227V228H132ZM147 227H149V230H148V228ZM189 227V228H188ZM208 227V228H207ZM6 228V229H5ZM88 228V231L86 230ZM136 230H135V229ZM142 228H144V229H146L147 228V230H144L143 231V229ZM150 228H151V230H150ZM194 228V229H193ZM201 228H202V230H203V232H202V230H201ZM207 230V233H206V230ZM20 229V230H21ZM30 229V228H29ZM29 229H28V231H29ZM83 229H84V231H83ZM195 229H196V231L198 230V232H196L195 231ZM21 230V231H22ZM83 232H82V231ZM189 230H190V232H189ZM200 230V231H199ZM204 230H205V233H204ZM17 231V232H16ZM27 231V233H29ZM31 231V230H30ZM147 231V232H146ZM192 231V232H191ZM214 231H216V232H214ZM80 232H82V233H80ZM162 232V233H161ZM200 232V233H199ZM22 234V235H20V234ZM95 233V232H94ZM147 233V234H146ZM158 233H159V235H158ZM16 234V235H15ZM50 233L48 232V233H46V236L47 235H49ZM82 234V235H81ZM98 234V233H97ZM97 234H93V235H97ZM161 234V235H160ZM187 234V235H186ZM196 234H200L199 236L198 235H196ZM19 235L21 236V237H19ZM79 235H81V236H79ZM99 235H101V234H99ZM111 237H110V236ZM150 235H152V238L154 239L155 238V242L156 243H154V241H153V239H151L150 238ZM154 235H156L155 237H153ZM186 235V236H185ZM194 235H196V238L194 237ZM14 238H13V237ZM50 236H51V234H50ZM157 236H158V238H159V240H158V238H157ZM205 236V237H206ZM81 237V238H80ZM82 237H83V239H85L84 240V243L83 242H81L80 243V241H83V239H82ZM86 237V238H85ZM183 237H185V238H183ZM21 238V239H20ZM60 238H61V241H60ZM130 238V239H129ZM209 238V237H208ZM16 239V240H15ZM19 239V240H18ZM80 239V240H79ZM139 239H140V243H139ZM141 239H142V241H141ZM151 239V240H150ZM183 239H186L185 241L183 240ZM188 239V240H187ZM60 242H59V241ZM77 240H79V241H77ZM122 240V241H121ZM127 240V241H126ZM150 240V241H149ZM164 240V241H163ZM75 241H76V244H78V248H75V246H74V249L75 250H73V248H72V246L75 244ZM159 241V242H158ZM188 241V242H187ZM56 242V243H55ZM78 242V243H77ZM142 242V243H141ZM165 242V243H164ZM180 242H182L181 244H180ZM183 242H185V244L183 243ZM58 243V246L56 245ZM72 243H73V245H72ZM186 243H188V244H186ZM10 244V245H9ZM75 244V245H76ZM178 244V245H177ZM14 245V246H13ZM72 245V246H71ZM83 245V246H82ZM166 245V246H165ZM178 247H177V246ZM188 245V246H187ZM189 245H190V247H189ZM12 246H13V249L14 250H11L12 249ZM55 246H56V248H55ZM82 246V247H81ZM174 246H176V248L174 247ZM10 248V250H9V248ZM69 247H71L70 249H68ZM195 247V246H194ZM175 248V249H174ZM57 249V250H56ZM68 249V250H67ZM84 249H82L81 251H79V249H78V251H77V253L78 252H82V251H84ZM8 250V251H7ZM71 250H73L72 251V253H71V256H70V254H69V256L70 257H68V253L69 252H71ZM162 250V251H161ZM187 250H189V249H187ZM10 251V252H9ZM61 251L63 252V251H65V252H63L62 254L63 255H61ZM174 251H170L171 252V254H172V252L174 253ZM9 254H8V253ZM73 252H74V255H72L73 254ZM5 253H7V254H5ZM76 253V254H77ZM162 254V253H161ZM164 254V253H163ZM170 254V253H169ZM6 255V256H5ZM83 255V254H82ZM5 256V257H4ZM168 256H170V255H168ZM4 258V259H3ZM72 259H73V257H72ZM159 264H160V262H158ZM158 263H156V264H158Z\"/></svg>",
    "mask_w": 264,
    "mask_h": 264
},
{
    "label": "bare ground",
    "instance_id": "bare-ground-1",
    "mask_svg": "<svg viewBox=\"0 0 264 264\" xmlns=\"http://www.w3.org/2000/svg\"><path fill=\"white\" fill-rule=\"evenodd\" d=\"M6 1V0H5ZM3 2V0H0V74H9V72H10V69L12 68V67H20V69L21 68H23V70H25L27 73H29V71L31 70V71H34V74L35 75H37L38 74V76H40L39 74H41L42 76H40V80H41V78L44 76V78L43 79H45V80H47L46 78H48V79H50L49 78V76H50V74H49V70L47 71V68H43V67H41L40 65V63H37V60L35 61V60H33L32 58H31V56L33 55H31V50L30 49H32V48H29V46H28V44H29V41H26V39H25V33H26V29L24 30V32L22 31L23 30V28L22 29H20L19 27L22 25H20V24H18V22H17V24H18V26H17V24L15 23V19H16V21H17V18H13L14 19V22H11L12 20H11V17H9L8 18V16L6 15V14H4V13H8V12H4V13H1V5L2 4H4V3H6V2ZM43 1V0H42ZM75 1V0H74ZM95 1V0H94ZM104 1V0H103ZM103 1H98L97 2V0H96V2H93V0L91 1V2H93V5H89V6H93V7H91L90 9H94L93 11L92 10H90V11H92L93 13H90V17L88 18V19H83V18H81V17H78V15H76L77 16V19L82 23V28H79V29H83V30H81V32L83 31V37L84 38H82V36H81V34H80V36H81V38H82V40L83 39H85L84 41H85V44H87L88 43V41H91L90 43H92L91 44V46L93 47H91V48H88L89 46H90V43H88V47H87V45H83L82 43V46H84L83 48H82V50H81V54L83 55V56H85V54H89V56H88V58H90V59H95V60H97L98 61V63L97 64H94V65H92L91 67H83V68H85L86 70H88L87 71V75H86V77H87V86H84L85 85V83H84V88L83 89H85L86 88V90L83 92V93H81L82 94V99L83 100H86V101H93V100H96V105L97 106H102L101 104H106L105 106H109V110H105L104 112H106L107 114H110V115H108L109 116V119L108 118H106V119H108L109 121L108 122H111L112 123V125H110V127H112V126H114L113 127V133H114V136H113V140L115 141V143L113 142V140H112V142H113V144H112V146L111 147H108L107 148V145L105 146L106 148H104V149H106L105 150V152H103V154L105 153V155L107 156H105V155H103V157L105 158V161L103 160V162H105L106 163V165H110V166H112V168L110 169L111 171H113V173H110L109 171V168L107 167V166H104V167H107L108 169L107 170H109L108 171V175H107V177L108 176H110V174H111V176L110 177H108L109 178V180L111 179V177H117L116 175H113V174H115L114 172H118L117 171V167H115V165H117L119 162H118V158H120V161H121V156H123L124 154H127V153H131L132 154V156H134L135 157V155H137L138 156V158L137 159H142V162H143V160H145V159H150V157L148 158H146V155L143 153V149L145 148V146H146V144L145 145H143V149H142V146H141V144H143V140H144V138H143V140H142V138L141 139H139L138 137L139 136H141V135H137V134H139V133H137L136 135L138 136H136V135H134V137L131 139L130 137H131V133H133V131H127V129H125V133H123V137H122V139H117L119 136H117L116 137V135H118V131L122 128L121 126H123V124H121L120 122H122L123 123V121H124V119H126L125 118V116H126V112H127V114L128 113H130L131 111H130V109H132V108H134V107H136V108H134L135 110H136V112H138V114L140 115V116H142L141 115V113H146V114H144L145 115V118H149V116H151L150 118H151V120H153V119H156V117L155 118H153L152 119V117L153 116H157V115H153L152 116V114H153V110H154V108H155V106H161L162 108H161V112H160V114H161V120H162V118L163 119H167L168 121H171L172 120V116H171V114H169V111L171 112V110H172V104L175 102L176 103V101L178 100V98L180 97V96H182V95H186V97H187V95H191L190 93H188L189 91H191V89H190V81H189V79H191L195 74H185L184 76H182V77H180L178 74H175V76H174V78H172V80L171 81H173V79H174V82H173V84L172 85H170L168 88L170 89L171 88V91L168 89V91L170 92V93H168V91H167V94H166V92H165V96H162V97H164V98H160V97H158L159 95H157L158 94V92H159V89H160V87H158V86H156L155 85V83L153 82V80L154 79H152V78H150V75H147V74H149V73H147V74H145V71H149V70H151V71H153V70H155V69H160L162 66H163V63L165 62L163 59H165V58H161V53L162 52H164V51H162V44H163V42L165 41L166 42V40L169 38L168 36H167V34H169L167 31H165V30H163L164 28H159V29H156L155 31H151L150 32V36H151V39H150V41L148 42V43H145V35L146 34H149V29L150 28H152L153 26L150 24V22H151V20L153 19V17L154 16H158V15H163V17H164V19H165V24H164V26L165 25H168V22H170V23H173L174 25H175V27H177L178 29H176V31H177V37H178V39H176V40H174V43H171L172 44V48H171V50L174 52L173 53V56L174 55H176V57H175V59L173 60V58H172V63L173 62H175L176 61V63L177 64H179V63H184V59L183 58H185V57H189V56H195V54L194 53H196V55L197 56H199V54H197V52H196V48H198V42L201 40V41H203V39H205V38H203V35H201L200 36V34H198L197 32H196V16H197V13L199 12V11H201L200 9H196V8H192V7H190L192 4H194V3H199V4H202V5H205V6H208V5H213V4H220V3H224V4H231V3H233L234 2V0H122V2H120L119 4H120V6H123L124 8H130V7H133V8H135V9H133V8H131V9H133V10H131V11H129L128 13H126V14H129V18L127 19V18H125V19H127L125 22L123 21V22H121V23H119V24H117L116 23V21H114L113 23H111L110 24V18L112 17H110L109 15L110 14H112L111 13V11H110V9H108L107 10V17L106 18H104V17H102L101 15H100V13H99V9H106L107 8V6L104 4V3H102ZM45 2V1H44ZM119 2V1H118ZM235 2L236 3H240V4H243V3H246V2H249V0H235ZM43 3V2H42ZM63 3V2H62ZM72 3V2H71ZM75 3V2H74ZM81 3V0L79 1V4ZM89 3H90V1H89ZM88 3V4H89ZM105 3H110V5L112 6L113 4H111V2H105ZM112 3H114V5H115V2H112ZM78 4V3H77ZM76 4V6H74V7H79L80 5H77ZM82 4V3H81ZM83 4H85V5H87L86 4V2L85 3H83ZM91 4V3H90ZM161 4H166L167 5V7L166 8H162L161 7ZM49 5V4H48ZM51 5V4H50ZM66 5V4H65ZM73 5V4H72ZM113 5V6H114ZM52 6V5H51ZM81 6H83V5H81ZM110 6V7H111ZM52 7H54L55 8V6H52ZM77 7V8H78ZM109 7V6H108ZM109 7V8H110ZM155 7V8H154ZM3 8V7H2ZM50 8V7H49ZM81 8V7H80ZM89 8V7H88ZM76 9V8H75ZM120 9V8H119ZM77 10V9H76ZM204 11H207L208 9L207 8H205V9H203ZM52 11V10H51ZM65 11V10H64ZM104 11V10H103ZM237 11V13H241V12H243L244 14H245V16H249V14H248V12H247V10L246 9H237L236 10ZM63 11H60V10H55L54 9V11H53V13H54V15H57V16H61V13H62ZM74 12V11H73ZM65 13H66V11H65ZM30 14V13H29ZM62 14H64V13H62ZM75 14V13H74ZM76 14H79V11L78 12H76ZM80 14H81V16H82V12H80ZM66 16H67V14H66ZM75 16V15H74ZM74 16H72V19H74L75 17ZM80 16V15H79ZM74 17V18H73ZM83 17H84V15H83ZM62 18H64V16L62 17ZM114 18V17H113ZM112 18V19H113ZM188 18H191V20H192V30L191 31H188V26H187V24H185L184 23V21L186 20V19H188ZM76 18H75V20H77ZM30 21V20H29ZM58 21V20H57ZM78 21V22H79ZM91 21H94V24H97L96 25V28H97V30H98V27L97 26H99V31H97L96 33H94V32H92L93 31V29L91 30V28H90V26H92V25H90V24H92L91 23ZM45 22V21H44ZM20 25V26H19ZM172 25V24H171ZM23 26V25H22ZM95 26V25H94ZM26 27V26H25ZM40 27V26H39ZM166 27V26H165ZM240 27H242V28H245V30L246 31H248L249 32V35H248V37H247V40L245 41V39H244V37H242L241 36V34H240V30L239 29H237V30H235V32H233V30L231 29V28H229V29H227L226 31H227V35L228 36H230V37H232V36H234V35H236V36H238V40H237V44L238 45H240L242 48H245L246 46L247 47H250V48H252V51H253V53L255 54V55H259L260 54V49H261V45L262 44H264V29H260V27H259V19H258V17L257 16H251L249 19H241V21H240ZM41 28V27H40ZM78 29V30H79ZM164 31V32H163ZM165 32H167V33H165ZM178 32H181V33H178ZM49 33H51V31H49L48 33H47V35L49 34ZM74 33V32H73ZM72 33V34H73ZM80 33V32H79ZM78 33V34H79ZM63 34V36H61L62 38V41H64L66 44V46H67V49H68V51H67V53H68V61L66 62V63H61V62H58V61H53V55H52V53H51V50L50 49H48V51H47V58H48V61L51 63V64H60L61 66V70L60 71H62V73L63 72H65V73H67L68 72V70L67 69H70V68H73L74 66H77V67H81L80 65L81 64H83L84 63V61H83V59H79L78 58V56H75L74 55V50H73V48H71V46H73V45H68V44H71V42L70 41H72V44H73V42L75 41V38L72 36H70L69 34H71V33H67V34H64V33H62ZM71 34V35H72ZM180 34V35H179ZM27 35H28V32L26 33V37H27ZM43 35V34H42ZM42 35H40V37L42 36ZM51 35V34H50ZM50 35H48V37H50L51 39L53 38L52 36H50ZM92 35H94V37H88L90 40H88L87 39V37L86 36H92ZM44 36H46V34H44ZM79 36V37H80ZM200 36V37H199ZM47 37V38H48ZM168 37V38H167ZM176 37V38H177ZM7 38H9V39H11L12 40V44H15L17 47H10L11 45V43L10 42H7L8 41V39ZM45 38V37H44ZM46 38V39H47ZM68 39H70V40H68ZM77 39H79V38H77ZM93 39H94V43H95V46L96 47H94V43H93ZM10 40V41H11ZM81 40V41H82ZM39 41H40V39H39ZM77 41H80V39L79 40H77ZM84 41H83V43H84ZM173 41V40H172ZM179 41H184V42H181V43H184V46H180V43H179ZM200 41V42H201ZM70 42V43H69ZM87 42V43H86ZM202 43V42H201ZM200 43V44H201ZM74 44H76L75 42H74ZM80 44V43H79ZM199 44V47H201V45ZM64 45V46H65ZM177 45L179 46V47H177ZM160 46H161V50H160ZM31 47V46H30ZM170 47H171V45H170ZM180 47H182V49H183V51H184V53H185V55L184 54H179L180 52V50H181V48ZM217 47L219 48V45H217ZM95 48H97V49H95ZM93 49H95L94 51H93ZM180 49V50H179ZM198 49H200V48H198ZM210 49H212L211 47H210ZM96 50H98L97 51V54H95L94 52H96ZM164 50V49H163ZM198 51V50H197ZM200 51V50H199ZM199 51H198V53H199ZM181 52H182V50H181ZM163 54V53H162ZM186 54L188 55V56H186ZM225 54H229V52H223V53H221V52H218V55H225ZM184 55V56H183ZM181 57H182V60H181ZM196 58V57H195ZM78 59H79V62H78ZM191 59V58H190ZM197 59V58H196ZM171 60V59H170ZM182 61V62H181ZM188 61V60H187ZM198 62H199V60H198ZM201 62V61H200ZM172 63H171V65H172ZM187 63V62H186ZM197 63V62H196ZM40 64V65H39ZM200 64H202V63H200ZM105 66V65H108V66H110V68L107 70V72H105L106 70H104V72L106 73H103V71L102 70H99L100 68H102L103 66ZM167 65V64H166ZM174 65V64H173ZM102 66V67H101ZM177 66V65H176ZM195 67H194V69L196 68V65H194ZM174 67V66H173ZM178 67V66H177ZM186 67V66H185ZM199 67H200V65H199ZM97 68H99L98 69V71L96 70ZM105 68H106V66H105ZM163 68V67H162ZM161 68V69H162ZM180 68V67H179ZM90 69H93V70H90ZM175 69V68H174ZM196 69H198V66H197V68ZM259 69V68H258ZM90 70V71H89ZM176 70H177V68H176ZM175 70V71H176ZM30 71V72H31ZM67 71V72H66ZM100 71V72H99ZM142 71H144V72H142ZM174 71V72H175ZM180 71V70H179ZM261 72H258V75L260 74H264V69H262V70H260ZM25 72V73H26ZM150 72V71H149ZM158 72V71H157ZM173 72V73H174ZM33 73V72H32ZM31 73V74H32ZM69 73V72H68ZM102 73V74H101ZM139 73H141V74H139ZM143 73V74H142ZM30 74V73H29ZM33 76V77H36V76ZM52 75V74H51ZM70 75V74H69ZM145 75V76H144ZM153 76H154V74H152ZM156 75V74H155ZM163 75V74H162ZM172 75V74H171ZM171 75H169V77L171 76ZM174 75V74H173ZM173 75H172V77H173ZM183 75V74H182ZM5 76V75H4ZM159 76V75H158ZM197 76H198V74H197ZM261 76H263V75H261ZM52 77V76H51ZM70 77V76H69ZM152 77V76H151ZM155 77V79L157 78V80H158V77L157 76H154ZM199 77L201 78L202 77V74H201V76H200V74H199V76L197 77V79L196 80H199ZM162 78V77H161ZM163 78H164V75H163ZM195 78H196V76H195ZM36 79V78H35ZM38 79H39V77L36 79L37 81H38ZM85 79V78H84ZM159 79H160V76H159ZM167 79V78H166ZM261 79V78H260ZM259 79V80H260ZM35 80V81H36ZM40 80H39V82H40ZM261 80H263L262 82H261ZM260 80V83H258L259 85L257 86V83H256V86H255V88H250V90H246L245 89V92L244 91H242V95L240 94V95H237V96H240V98L239 97H236V98H239L241 101L244 99V101H243V104H244V102H245V99L246 98H251V105L250 104H248V105H250V106H252L253 105V107H250V106H248V105H246V106H248V107H250V108H248V107H242L241 105H243L242 103H241V101H239L240 103L238 104V105H240L241 106V109L243 108H247V110H245L244 112H247V113H249L248 112V109H253V108H255L254 110H252L254 113L253 114H256V113H258V116H261V115H259V113H260V106H259V103H258V98H259V96H260V94H261V92H262V90H264V79H261ZM42 81V80H41ZM171 81H169V84H170V82ZM201 81V82H200ZM200 81H198L199 82V84L200 83H204V82H202L203 81V79L202 80H200ZM159 82H160V80H159ZM162 82H163V80H162ZM162 82H160V83H162ZM195 82H197V81H195ZM194 82V83H195ZM198 82L196 83L197 85H198ZM156 83H158V82H156ZM159 83V84H160ZM168 83V82H167ZM192 83V82H191ZM158 84V85H159ZM195 84V85H196ZM162 85V84H161ZM195 85H193V86H195ZM204 85H205V83H204ZM255 85V84H254ZM172 86V87H171ZM203 86V85H202ZM202 86H200L199 85V87L200 88H203ZM192 88V87H191ZM196 88H198L197 86H196ZM82 89V88H81ZM80 89V90H81ZM204 89V88H203ZM150 90H151V92H150ZM198 90V89H197ZM81 91H83V90H81ZM154 91V92H153ZM161 91V90H160ZM166 91V90H165ZM202 91V89H200V92ZM196 92H198L199 93V91H196ZM202 92H204V90L202 91ZM231 92V91H230ZM162 93V92H161ZM160 93V94H161ZM164 93V92H163ZM188 93V94H187ZM192 93V92H191ZM197 94V93H196ZM200 94V93H199ZM199 94H198V96H196V97H199V99H200V96H199ZM204 94V93H203ZM230 94V93H229ZM64 95V94H63ZM63 95H61L62 97H63ZM78 95H79V92L78 93H75V92H71V93H69L68 95H67V97H69V96H71L72 98H73V101L72 102H77V101H79L80 99L78 98ZM155 95L157 96L156 98H157V101H156V98H155ZM163 95V94H162ZM192 95H195V92H194V94H192ZM205 95L206 94H204V98H205ZM161 96V95H160ZM215 96V95H214ZM214 96H212V95H210V97H211V99L212 98H214ZM217 96H220V95H216V97ZM201 97H202V95H201ZM207 98H209V96H206ZM161 100H160V99ZM188 98V97H187ZM190 98V97H189ZM191 98H193V96H191ZM219 98V97H218ZM68 99V98H67ZM79 99V100H78ZM158 99H159V101H158ZM164 99V100H163ZM221 99V97L219 98V100ZM180 100H182V99H180ZM191 100H193V99H191ZM198 100V99H197ZM202 100V99H201ZM205 100V99H204ZM212 100H216V101H218L219 102V100H217V98L215 99H212ZM194 101V100H193ZM200 101V100H199ZM214 101H212V107H211V109H209V110H211L210 111V113H209V115H208V118H207V120L206 121H208V126H210L209 128H211V120H210V117H211V115H212V113H213V111H214ZM236 101H238V100H236ZM235 101V102H236ZM178 102H180L181 103V101H178ZM205 102V101H204ZM209 102H211V100L209 101ZM221 102V101H220ZM219 102V103H220ZM91 103V102H90ZM94 103V102H93ZM180 103H179V105H180ZM203 103V102H202ZM189 104V103H188ZM204 104V103H203ZM208 104V103H207ZM206 104V105H207ZM211 104L207 107V108H209L210 106H211ZM92 104H90V106H91ZM175 105V104H174ZM191 105V104H190ZM190 105L188 106H186V104H185V107H188V109H186V112L185 113H183L184 114V116H183V120H182V128H181V130L179 131V133L180 134H175V133H173V132H169V131H167V129L169 128H167V129H165V130H163V129H161V133L163 134V132H169V135H170V137L169 138H166L165 140H166V142H165V145H168V141H172V142H174L176 145H178V146H180L181 147V151H182V155H183V153L185 152V151H187V155L188 156H190L189 154H193L194 153V151L192 150L194 147H196V145L200 142H203V141H205L206 139H196L195 141H193V138H192V133L193 132H196L197 134H198V137H202V136H204V134L207 132L206 130L204 131V129H203V131H201L200 130V123L201 122H199V124H198V122H197V119L199 118L198 116H200V115H196L195 116V114H196V112H194L195 111V108H193V110H192V105H194V104H192L191 105V107H190ZM199 105H200V103H199ZM202 105V104H201ZM235 105H236V103H235ZM237 105V106H238ZM89 106V105H88ZM107 106V107H108ZM221 106H222V104H221ZM139 107H141L142 108V110L144 111V109H145V111L144 112H141L140 111V108ZM190 107V108H189ZM195 107V106H194ZM204 107V106H203ZM87 108V107H86ZM139 109V111H138V109ZM144 108V109H143ZM160 108V107H159ZM173 108H174V106H173ZM200 108V107H199ZM222 108H223V106H222ZM238 108H240V107H238ZM89 109V108H88ZM134 109H133V111H134ZM157 109V108H156ZM240 109V110H241ZM50 110V112H49V114H47V115H49V117H53V115H52V112H51V109H49ZM159 110V109H158ZM181 110H182V108H181ZM128 111H130V112H128ZM182 111H184V109L182 110ZM251 111V110H250ZM74 113H75V111H73ZM103 112V113H104ZM155 112V111H154ZM157 112V111H156ZM209 112V111H208ZM73 113V114H74ZM82 113V112H81ZM89 113V112H88ZM93 113V112H92ZM105 113V114H106ZM125 113V114H124ZM147 113L149 114V115H147ZM172 113H173V110H172ZM179 113H181V112H179ZM195 113V114H194ZM206 113V112H205ZM76 114H77V112H76ZM85 114H87L86 112L84 113V115ZM182 114V115H183ZM81 115V114H80ZM125 115V116H124ZM136 115V114H135ZM148 117H147V116ZM241 115V114H240ZM244 115H246V114H244ZM247 115H251V114H247ZM247 115L245 116V117H247ZM90 115H88V117H89ZM133 116H134V114H133ZM138 116V115H137ZM137 116H134V117H137ZM139 116V117H140ZM175 116V115H174ZM249 116H248V119H249ZM255 116V115H254ZM254 116H250V118H251V120L253 119V117ZM51 117V118H52ZM69 117V116H68ZM68 117L66 116V118L68 119ZM80 117L81 118H83L82 117V115L81 116H79V115H74L73 117H72V121H74V122H76V120H77V123L79 122V120L78 119H80ZM105 117H106V115H105ZM134 117H133V119H134ZM139 117H138V119H139ZM201 117H203V114H202V116ZM235 117H238V116H235ZM257 117V116H256ZM264 117V116H263ZM85 118V117H84ZM142 118H144V117H142ZM144 118V119H145ZM149 118V119H150ZM160 117H158L157 118V120L159 119ZM243 118H244V116H243ZM242 117H241V119H243ZM260 118H262V117H259V119ZM123 119V121H121ZM128 119V118H127ZM136 119V118H135ZM149 119H148V121H149ZM245 119V118H244ZM247 119V120H248ZM81 120V119H80ZM82 120H84V119H82ZM155 121L154 120V122L153 123H155V125H156V128L159 130V128H160V126L159 127H157V125H162V124H160L159 122H160V119L158 120V121ZM199 121H201V119H198ZM238 120H240V118L238 119ZM254 120V119H253ZM261 120V119H260ZM262 120H264V118H262ZM37 121V120H36ZM71 121V119H70V122H71V124L72 125H70V126H72V128H74L75 127V124L76 123H73ZM135 121H137V119L135 120ZM205 121V120H204ZM236 122V124H237V119L235 120ZM245 121V120H244ZM58 122V121H57ZM131 122H133V123H135L133 120L131 121ZM149 122H151V121H149ZM151 122V124H153ZM218 122V121H217ZM221 122V123H220ZM248 122V124H250L249 123V120L247 121ZM246 122V123H247ZM35 124L36 123H38V121L37 122H34ZM52 123H54L53 125H51V126H53V128L54 129H56L57 128V124H56V126H55V123L56 122H54V120H53V122ZM137 123H140V120H139V122H137ZM136 123V124H137ZM143 123H144V121H143ZM162 123V122H161ZM165 123V122H164ZM163 123V124H164ZM222 121H219L218 122V124H220L219 126H222V128L223 129H226V127L224 128L223 127V125L225 126V124L223 123ZM242 122H240L239 124H241ZM259 123V122H258ZM120 124H121V126H120ZM141 124V123H140ZM140 124H138L137 126H135L134 124L132 125L133 127H134V129L136 130V128L140 125ZM149 124V123H148ZM151 124H150V127H152L153 128V125L151 126ZM168 124H170V123H168ZM207 124V123H206ZM218 124H217V126H218ZM222 124V125H221ZM236 124L235 125H232V126H235L236 127ZM243 124H245V122H243ZM242 124V125H243ZM22 125V124H21ZM33 125V124H32ZM38 124H36V126H37ZM41 123L39 124V129H41L42 127H41ZM50 125V124H49ZM77 125V124H76ZM154 125V126H155ZM164 125H166V124H164ZM164 125L163 126H161V128L162 127H164ZM230 125V124H229ZM241 125V126H242ZM247 125V124H246ZM253 125V124H252ZM252 125H250L251 127H252ZM29 126V125H28ZM35 126V125H34ZM43 126V125H42ZM125 126V125H124ZM128 125H126V127H127ZM207 126V125H206ZM205 126V127H206ZM218 126V128H220V129H222L221 127H219ZM240 126V125H239ZM22 127V126H21ZM30 127V126H29ZM131 127V126H130ZM136 127V128H135ZM149 127V128H150ZM227 127H228V125H227ZM231 127V126H230ZM234 127V128H235ZM254 127V126H253ZM24 128V127H23ZM28 128V127H27ZM45 128V126H43V128L41 129V130H43ZM48 128V127H47ZM47 128H46V130H47ZM49 128H50V126H49ZM52 128V127H51ZM58 128H60V127H58ZM77 128V127H76ZM76 128H75V131H73L72 132V134L71 135H69V136H71L70 137V139L69 140H67V141H65V140H63V142H61L62 141V139H64L62 136L63 135H61L60 137H62V139H61V141H59V142H61V147L63 148V153L65 154V151H66V154H67V152L69 151H71V150H75V148H77L78 149V147H81V146H79V144H77V142L75 143V142H73V143H75V144H72V141H73V137L75 136V133H76ZM155 127L153 128V129H156ZM165 128V127H164ZM233 128V127H232ZM243 128H249L248 126L247 127H245V125L243 126ZM18 129V128H17ZM36 129H38L37 127H36ZM39 129L38 130H36L35 131V127H34V131L33 132H35V135L34 134H31L30 132H32V131H29V133L31 134V136L33 135V137L34 136H36V132H38L39 131ZM124 129V128H123ZM123 129H121V130H123ZM133 129V130H134ZM139 129H141V128H139ZM151 130V132H153L155 135H156V131H158V130ZM174 129V128H173ZM236 129V128H235ZM239 129V128H238ZM250 129V128H249ZM253 129L254 128H252V131H250V130H247V131H250V132H253ZM6 130H8V129H6ZM24 130V129H23ZM41 130H40V132H41ZM45 130V131H46ZM58 130V129H57ZM56 130V131H57ZM129 130H131V128L129 129ZM137 130H138V128H137ZM162 130H163V132H162ZM207 130H208V128H207ZM215 130H218V133H219V129H215ZM227 130V129H226ZM226 130H224V132L226 133ZM237 130V129H236ZM246 130V129H245ZM139 131V130H138ZM138 131H136V132H138ZM149 131V130H148ZM228 131H230V129H228ZM255 131H257V129L255 130ZM263 131V130H262ZM32 132V133H33ZM40 132H38V136L37 137H35V138H31L30 139V136L28 135V137H29V139H27V138H25V139H27L26 141H28V143L29 144H31V142L34 140V141H36L35 142V144L37 145L36 147L34 146V143L32 144L33 146H34V149L36 148H39V150L37 149V151L39 152H41L42 151V148L43 149H45L46 147H45V145H44V147H43V144H42V142L44 143V140L46 139H44L43 137L44 136H42V135H44V132L42 131L41 133ZM55 132V131H54ZM108 132V131H107ZM109 132H111V131H109ZM121 132V131H120ZM122 132H124V131H122ZM121 132V133H122ZM140 132V131H139ZM150 132V131H149ZM156 132V133H155ZM217 132V131H216ZM215 131H214V133H216ZM234 132V131H233ZM12 133V132H11ZM25 133V132H24ZM28 133V134H29ZM43 133V134H42ZM60 133H62V132H60ZM141 133V132H140ZM142 133H144V131L142 132ZM218 133L215 135V137H219L220 135H218ZM232 133V132H231ZM247 133H249V132H247ZM246 133V134H247ZM9 134V133H8ZM26 134V133H25ZM41 134V135H40ZM63 134V133H62ZM112 134V133H111ZM134 134H135V132H134ZM152 134V133H151ZM154 134H152V135H154ZM158 134L160 135V133L158 132ZM158 134H157V136H158ZM166 134V137L167 136H169L167 133H165ZM229 136H230V133L228 132L227 133ZM252 134V133H251ZM24 135V134H23ZM151 135V136H152ZM218 135V136H217ZM233 135V134H232ZM250 135V134H249ZM257 135V134H256ZM1 136V135H0ZM4 136H5V134H4ZM3 136V137H4ZM27 136V135H26ZM25 136V137H26ZM48 136V135H47ZM133 136V135H132ZM135 136H136V139H135ZM160 136H162V135H160ZM213 136V135H212ZM245 136V135H244ZM259 136V135H258ZM2 137V138H3ZM41 137L44 139V140H42L41 139ZM109 137H112V136H109ZM159 137V136H158ZM214 137V138H215ZM225 137V134L223 135V138ZM228 137V136H227ZM225 138V139H229V138ZM260 137V136H259ZM9 138H10V136H9ZM120 138V137H119ZM208 138H210V137H208ZM213 138V137H212ZM221 138V137H220ZM222 138V139H223ZM19 139V138H18ZM57 139V138H56ZM134 139V140H133ZM153 139H156V138H153ZM161 139H162V137H161ZM160 139V143H162L163 142V140H161ZM211 139V138H210ZM224 139V140H225ZM17 140V139H16ZM23 140H24V136H23ZM110 140V141H111ZM142 140V141H141ZM217 140V139H216ZM219 140V139H218ZM256 140V139H255ZM3 141H5V143H4V145L2 146V148H1V150H0V163H1V167H2V169L3 170H1V168H0V183H2V182H4L5 181V174H9L10 176H9V179L10 180H13L14 178H13V174L15 175V173L16 172H18L20 169H21V167H22V165H23V163H24V161L22 162V161H20V159L19 160H16L15 158H14V156L15 157H18L20 154H18V152H19V150H21V148H19L18 147V145L16 146L15 144H14V142H12L11 140H9V139H7L6 138V136H5V139L3 140ZM25 141V140H24ZM33 141V142H34ZM47 141V140H46ZM154 141H156V144H157V146H158V143H157V141L158 140H154ZM162 141V142H161ZM223 141V140H222ZM228 141V140H227ZM2 142V141H1ZM17 142H18V140H17ZM19 142H20V140H19ZM142 142V143H141ZM172 142L171 143H169V144H172ZM208 142V141H207ZM72 145H71V144ZM109 143V145L108 146H110L111 144H110V142H108ZM107 143V144H108ZM192 144L193 146L192 147H188V145L189 144ZM260 144H261V142H259ZM153 144H155V143H153ZM28 145V144H27ZM71 145V146H70ZM162 145H163V143H162ZM165 145H163V146H165ZM28 146H30V145H28ZM47 146V145H46ZM163 146H162V149H160V151L162 150H164L163 149ZM171 145H169V147H170ZM174 145H172L171 146V148L173 147ZM177 146V147H178ZM48 147V146H47ZM59 148L60 150L59 151H62V148ZM175 147V146H174ZM180 147H178V148H180ZM202 148H201V151H200V153H199V151H195V152H198L199 154H200V157H201V159H202V161H203V163L204 164H206V165H208V164H211V162H212V160H213V158H214V155H215V151H213L212 149H210V148H208V147H206V146H201ZM258 147H259V145H258ZM261 147H262V144H261ZM31 148V147H30ZM49 148V147H48ZM157 148V147H156ZM165 148V147H164ZM168 148V147H167ZM168 149V151H169V153H168V155L166 154V156H169V155H171V153L173 152V151H176V150H178V148H175V150H173L171 153H170V150H172V149ZM197 148V147H196ZM196 148H194V149H196ZM205 148H207V150H208V155H207V157L205 156V151H204V149ZM33 149V148H32ZM103 149V150H104ZM166 149V148H165ZM258 149V148H257ZM256 149V150H257ZM48 150H50V149H48ZM79 150V149H78ZM159 150V149H158ZM167 150V149H166ZM180 150H179V152H180ZM192 151L191 153L189 152V151ZM197 150H198V148H197ZM260 150H261V148H260ZM34 151H36V150H34ZM48 152V153H50L49 151H47V149L46 150H43V152L42 153H40V155L41 154H43L44 153V155L43 156H45L46 155V152ZM75 151H77V150H75ZM159 151V152H160ZM161 151V152H162ZM263 150H261V152H262ZM32 152V151H31ZM30 152V153H31ZM68 152V153H69ZM145 152V151H144ZM149 152V151H148ZM147 152V153H148ZM160 152V155L162 154ZM164 153L166 152V151H163ZM178 152V153H179ZM30 153H28V154H30ZM36 153V152H35ZM35 153H33V154H35ZM61 153V152H60ZM71 153H72V151H71ZM146 153V152H145ZM146 153V154H147ZM158 153V152H157ZM156 153V155H157V157L160 159V155H158ZM164 153L162 154L163 156H164ZM177 153V154H178ZM37 154V153H36ZM35 154V155H36ZM134 154V155H133ZM151 154V153H150ZM195 154V153H194ZM197 154V153H196ZM195 154V155H196ZM250 154V153H249ZM254 154V153H253ZM257 154V153H256ZM255 154V155H256ZM26 155V154H25ZM48 155V154H47ZM50 155V154H49ZM49 155H48V157H49ZM148 155V154H147ZM176 155V154H175ZM198 155V154H197ZM197 155H196V157H197ZM261 155V154H260ZM264 155V154H263ZM8 156V158H10L11 156H13V158L16 160L15 161V165L14 166H12L14 169H11L10 170V168L8 169H6V167H10V166H6L5 165V163H7L8 161H6V159L7 158H5V157H7ZM10 156V157H9ZM32 156H34V155H32ZM39 156V155H38ZM67 156H69V155H67ZM72 156V155H71ZM163 156H161V158L163 157ZM187 156V159L188 158H190V157H188ZM193 155H191V157H192ZM251 156V155H250ZM2 157H4V159L2 158ZM22 157V156H21ZM29 157V156H28ZM42 157V156H41ZM47 159H49L47 156H45ZM44 157V158H45ZM60 157H61V155H60ZM79 157H80V155H79ZM125 157H126V155H125ZM129 157V156H128ZM127 157V158H128ZM262 157V156H261ZM12 158V159H13ZM33 159H34V157H32ZM40 158V156L38 157V159ZM45 158V159H46ZM51 158V157H50ZM66 158V157H65ZM73 158V157H72ZM76 158V157H75ZM109 158V159H108ZM124 158V157H123ZM131 158V157H130ZM133 158V157H132ZM135 158V159H136ZM144 158V159H143ZM165 158V157H164ZM180 158H181V156H180ZM180 158H179V160H180ZM183 158H184V156H183ZM181 159V160H185V159ZM185 158H186V156H185ZM254 158H256V157H254ZM257 158H259V160H260V162H258L257 164H255L256 162L254 161V159L252 160V164L254 165V167L252 168V169H250V170H246L248 173H247V177H245V182H244V185L246 186L245 188H240V189H238V192H236V193H238L237 195H238V197H237V195L236 194H234V191H233V194H234V196H236V197H233V199L230 201L229 199H227V201H229L227 204L226 203H223V202H221L222 204H225L224 205V207L222 208V210L220 209V213H218L219 214V216H218V219H216L217 220V223L216 224H219V225H221V231L223 232V235H219L218 233H217V235L215 234V233H212L213 231H211L214 227H212L211 226V223L209 224V222L207 221V223L209 224L208 225V227L209 226H211L210 228H208V232H209V235L208 236H206L207 234H205L204 235V237H198L199 238V240L198 241H194V238L193 239H190V237L192 238V236H188L187 234V238L189 239V240H191L192 241V244L195 246H191L192 248L190 249V248H187V249H189V250H187V249H183V247H185L186 248V246L184 245H182V248H181V245L178 247L177 245V249H175L176 248V246H174L175 248V251L174 250H169V253H168V255H170V256H168L167 254H165L166 252H160L159 251V249H158V245L161 243V241H162V239H161V237L159 236V238H160V243H158V245L157 246H154V245H150V246H146L147 245V243H149V242H145L146 244L145 245H143V244H138V240H135V239H137V237H139V236H137V237H135V238H133L132 239V241H128V242H118V241H115V240H113L112 241V239H113V236H112V239L110 240V238L109 237H105L104 236V234H103V232H101V233H99L100 232V230L102 231V229H101V226L99 225V224H97L93 219H92V221L90 220V222H89V220H88V222L86 223V221L87 220H85L83 217H87V215H88V217H89V212H94V211H96V209H98V208H100L101 207V205H104L105 206V204H108V203H110L109 201H110V199H109V201L107 202L106 201V203L105 204H102V202H104L102 199L105 197L104 195H106V194H97L96 192L98 191V193H102V192H104V190H105V192H107V189L105 188V185L104 184H101V185H103L104 186V188H103V186H101L100 185V188L102 187L104 190L102 191V189H101V191L99 192V190H97L95 193L98 195V196H104V197H102V199H100V197H98V196H96V195H94V193H92L91 191L93 190V188L91 187L92 185H93V181H91V178L93 177V175H91V174H93L94 172H96V171H98V169L96 170V168L93 170V171H91L92 169H90V168H92V166H95L96 167V165L95 164H97V163H94V165H92L91 166V164H89V170L87 169V168H85V167H87V166H85L84 167V169H86V170H88V171H91V173L89 174V173H87L86 172V170H84V169H82L83 168V166H81V163H79V162H76V163H74V161H70V160H68V162L67 163H69V165H65L66 163V161L64 162L65 164L64 165H62V166H64V167H66V173H65V175H67L68 177H70V178H68L67 176H66V178H68V179H71V182H69V180H66V178L64 179L63 178V180H64V183H66L67 185H66V188H65V190H66V192L67 191H69L70 193H72L71 191L73 190V192L75 191V190H79V189H81V186H82V183H83V180H85V184L82 186V189H83V187H85V186H88V185H86V183L88 182V181H90L89 182V186L88 187H86V188H84L83 190H80V191H75L72 195H71V197H73V198H69V200L70 199H72V202H73V200H74V204L76 203V201H78L79 202V204H80V202L81 203H83L82 205L84 206V210L82 209L83 207H82V205H79V204H77L76 203V205H79L78 207H81V209H82V211L83 212H81V214L82 213H84V212H87L86 214H85V216L84 215H81V214H79V216H80V218H83V219H80V218H77V224H79L78 222H81L82 223V221L83 222H85L86 224H87V226L89 225L88 223H90L91 224V226L92 227H96V229H97V227L98 226H100L97 230H99V232H96V230H94L93 231V234H97V235H93V234H90L91 233V230H90V233L89 232H84V236H87V241H86V247H85V249L84 248H78V244H76V241H75V244L73 245V243H72V248H73V250H75L74 249V246H75V248H78L79 249V251H81L82 249H84V251H82V252H78L77 253V251H78V249L76 250V251H74L75 252V255H74V252H73V254L72 255H74V256H71V253H72V251L73 250H71V252H69L67 255H68V257H70L71 256V258H64V256H60V255H58V254H56V252L54 251V247H53V244H54V242L53 241H56V240H51V239H55V238H58V237H61V236H59V235H57L56 233H54V231H59V229H61V230H65V229H67V230H69L68 228H67V226L69 225V228H70V226L72 225V229H73V227H75V229H73V230H77L78 228H80L81 227V225H80V227H78L77 228V226H75V224L73 225V223H75V222H71L72 224H70V222L69 221H66L67 219H69V218H67L68 216H70V215H67V211L65 212L66 214L65 215H63L64 214V210L63 209H65V208H63L62 209V207H59L60 206V204L59 205H57L56 203V200H55V202H54V200L52 199V197L51 196H53V195H51V196H49V195H47L46 193V190H44V188L45 187H42L43 185L42 184H44L45 182H44V179H46V178H48L47 180H49V178H51L50 179V181L52 182L51 184H52V186L51 185H49V186H51V188L53 187V189H54V186H56V179L57 180H59L61 177L60 176H65L64 175V171L65 170H63L62 171V173H63V175H62V173L59 171V170H57L58 172H60L61 174H60V178L58 179L57 178V173L56 172H54L55 170H52L53 169V167H51V165H53L52 164V162H54V161H52L51 163L50 162H48V160H46L45 161V159L44 160H41V159H37L38 161H30V162H28L27 164L26 163H24L27 167H28V170H26L27 169V167L25 166V165H23L24 166V168H25V170H26V172L24 171V173H25V176L27 177V182L29 183V185L31 186V191H32V199H31V197H29L28 196V194L31 192L30 190H29V186H28V188H27V190H29V191H27L25 188H26V186H24V185H22V186H24L25 188V190L28 192V194H24V195H26V196H28L27 198H25V199H28L27 201H25V203L24 204H22L21 205V202H20V205L21 206H19L18 204L19 203H17V205L16 204H11L12 206H9V204H8V206H9V208H8V206H7V211H4L5 213L4 214H6V217H4L5 218V222H6V220L8 219L10 222H11V225L13 224L14 225V227L15 228H13V230L14 229H16V227H21V228H23L22 226H27V227H29V228H27V229H25V228H23L24 229V231L25 230H27L28 231V229H29V233H27V231H25L26 233V235H24V233H23V236H26V237H24L23 239H21V241H20V243H17L16 244V246H15V250L13 249V246H12V249L11 250H14V251H12L11 252V254L10 255H8V260H7V264H13V262H15V264H156V263H158V262H160V264H215V262L217 261V260H220V259H223V260H226V261H229V262H231V264H238V262L239 261H241V260H244V261H247V262H249V264H259V261H260V259H261V256H260V246H261V243L262 242H264V213H262L261 212V207H262V205H264V157H263V159L261 160L260 159V157H257ZM18 159V158H17ZM36 159V158H35ZM42 159H43V157H42ZM66 159H68V157L66 158ZM134 159V158H133ZM9 160V159H8ZM52 160V159H51ZM65 159H63V161H64ZM107 160H109V162L107 161ZM151 160V159H150ZM154 160V159H153ZM167 160H168V158H167ZM215 160V159H214ZM213 160V161H214ZM258 160V159H257ZM42 161V162H41ZM102 161V160H101ZM129 161V160H128ZM134 162V164H135V162H136V166L138 165V163H137V160L135 161V160H133ZM162 161V160H161ZM160 161V162H161ZM164 161V160H163ZM178 161V160H177ZM187 161V160H186ZM199 161H200V158H199ZM201 161V162H202ZM10 162V161H9ZM27 162V161H26ZM122 162H124V161H122ZM122 162H121V164H122ZM138 162H140V163H142L141 162V160H139ZM146 162L148 163V160H146ZM180 163H181V161H179ZM183 163H185L184 161H182ZM253 162H255V163H253ZM13 163V162H12ZM60 163V162H59ZM58 163V164H59ZM77 163H79V165H80V167L78 166V164ZM109 163V164H108ZM132 163V162H131ZM139 163V164H140ZM150 163H151V161H150ZM170 163V162H169ZM180 163H178V164H180ZM200 163V162H199ZM202 163V164H203ZM212 163H214V162H212ZM215 163H217V162H215ZM219 163V162H218ZM14 164V163H13ZM51 164V165H50ZM104 164V163H103ZM120 164V165H121ZM124 164V163H123ZM126 164H128V163H126ZM125 164V165H126ZM134 164H132V166H134ZM152 164V163H151ZM203 164V165H204ZM84 165V164H83ZM140 165H143L142 167H145V166H147L148 164H146L145 165V163H143V164H140ZM145 165V166H144ZM98 166V165H97ZM109 166V167H110ZM122 166V165H121ZM150 166V165H149ZM148 166V167H149ZM5 167V168H4ZM82 167V168H81ZM131 167V166H130ZM129 167V168H130ZM135 167V166H134ZM134 167H132V170H133V168ZM147 167V168H148ZM156 167V166H155ZM52 168V169H51ZM118 168H119V165H118ZM126 168V167H125ZM146 168V167H145ZM151 168H153V167H151ZM179 168V167H178ZM33 169H35L36 171L34 172L33 171ZM58 169V168H57ZM65 169V168H64ZM101 169V171L99 172L100 174L103 172L102 171V168H99V170ZM140 169V168H139ZM170 169V168H169ZM53 171V173H52V171ZM103 170H105V168L103 169ZM107 170H106V172H107ZM120 170H121V167H120ZM143 170H144V168H143ZM152 170H154V169H152ZM162 170V169H161ZM51 171V172H50ZM123 171H124V168H123ZM126 171H131V169H128L127 170V168H126ZM125 171V172H126ZM195 171V170H194ZM105 172V171H104ZM102 173L103 175H105V173ZM153 172H155V171H153ZM56 173V174H55ZM97 173V172H96ZM110 173V174H109ZM122 173V172H121ZM126 173H128L129 174V172H126ZM156 173V172H155ZM246 173V172H245ZM95 174V173H94ZM107 174V173H106ZM137 174V173H136ZM139 174V173H138ZM143 174V173H142ZM244 174V173H243ZM92 177H91V176ZM96 175V174H95ZM97 175H98V173H97ZM144 175V174H143ZM142 175V176H143ZM184 175H187L186 173H184L183 175H182V177H184ZM194 175H196V174H194ZM48 176H51V177H48ZM101 176V175H100ZM119 176V175H118ZM243 176V175H242ZM95 177V176H94ZM93 177V178H94ZM97 177V176H96ZM112 178V180L113 179H116V178ZM186 177V176H185ZM244 177L242 178V179H244ZM98 178H99V176H98ZM134 178V177H133ZM133 178H132V182L135 180V178H134V180H133ZM137 178H138V176H137ZM181 178V177H180ZM7 179V178H6ZM105 179H107V178H105ZM193 179V178H192ZM61 180V181H60ZM59 181L60 182H63L62 181V179H60ZM87 180V181H86ZM94 180V179H93ZM108 180V179H107ZM106 180V181H107ZM138 180V179H137ZM143 180V179H142ZM156 180V179H155ZM178 180V179H177ZM46 181V180H45ZM55 181V182H54ZM67 181L69 182V184L67 183ZM114 181V180H113ZM113 181H112V183H113ZM138 181H140V180H138ZM137 181V182H138ZM241 181V180H240ZM244 181V180H243ZM242 181V182H243ZM27 182H25L26 183V185H28L27 184ZM44 182V183H43ZM82 182V183H81ZM93 182V183H92ZM108 182V181H107ZM132 182H130V183H132ZM137 182L136 183H134V184H136L134 187H137L138 186V184H140L139 185V188H140V186H141V183H139L138 182V184H137ZM141 182V181H140ZM241 182V183H242ZM258 182H260L261 183V185L259 184L258 185ZM21 183V182H20ZM24 183V184H25ZM53 183L55 184L54 186H53ZM63 183V184H64ZM92 183V184H91ZM99 183V182H98ZM111 183V181L110 182H108V184L110 185V184H112ZM132 183V184H133ZM176 183H177V181H176ZM178 183H183V182H180V180H178ZM23 184V183H22ZM37 184H38V186H40V187H42L41 189H39L38 188V186H37ZM40 184V185H39ZM88 184V183H87ZM91 184V185H90ZM97 183L95 182V185H96ZM107 184V186H109ZM123 184H124V182H123ZM154 184V183H153ZM187 184H188V182H187ZM36 185V186H35ZM59 183L57 184V186L56 187H59ZM97 185H99V184H97ZM127 185V184H126ZM185 185V184H184ZM188 185H190V184H188ZM241 185H243V184H241ZM243 185V186H244ZM21 186V185H20ZM63 186H65V185H63ZM155 186V185H154ZM179 186V185H178ZM181 186V185H180ZM239 186V185H238ZM260 186V187H259ZM46 187H47V185H46ZM56 187H55V189H56ZM95 187V186H94ZM97 187V186H96ZM143 187V186H142ZM185 187V186H184ZM183 187V188H184ZM18 188V187H17ZM49 188V187H48ZM60 188V187H59ZM58 188V189H59ZM108 188V187H107ZM109 188H111L110 186H109ZM108 188V189H109ZM132 188V187H131ZM169 188H171V187H169ZM179 188V187H178ZM192 188V187H191ZM18 189H21V187H19ZM18 189L16 190V192L18 191ZM35 189H39L40 190V192H41V200L43 201L40 205H39V207H37V205H36V203L34 202L35 201V196H34V190ZM45 189H47V188H45ZM57 189V190H58ZM62 189V188H61ZM64 189V188H63ZM99 189V188H98ZM133 189H135V188H133ZM132 189V190H133ZM137 189H138V187H137ZM175 189H177V187L175 188ZM185 189H186V187H185ZM243 189V190H242ZM7 190V189H6ZM6 190H5V187L4 186H1V184H0V191L2 192V195L3 194H7L6 193ZM49 190V189H48ZM96 190V189H95ZM131 193L133 192L134 194L135 193H137V194H131V195H133L132 197H133V200L136 202L137 200H138V202H136L137 203V205H136V207H132V208H134V211H135V219L137 220L138 219V222H139V218H137V217H140L141 219H140V222L141 223H143V222H146L145 224H147L148 222H151L150 220H148V222H147V218L145 219V215H147V217L150 215V213L152 214V212H153V218H155L156 216H157V219L160 217V216H162V213H163V209H164V206L163 205H161V204H152V202L150 201V203H146V202H142V201H140L139 202V199L141 200V198H142V196L140 195V189H138L136 192H135V190H131L130 188L128 189ZM144 190V193H145V190L146 189H143ZM143 190H141V191H143ZM153 190V189H152ZM170 190V189H169ZM173 190H174V187H173ZM184 190V189H183ZM190 190V189H189ZM231 190V189H230ZM234 190V189H233ZM241 190H242V192H241ZM23 189H21L20 190V192H22L23 193ZM25 191V192H26ZM54 191V190H53ZM56 191V190H55ZM59 191V190H58ZM64 191V190H63ZM111 191H112V189H111ZM128 191V195H130V192ZM171 191V190H170ZM176 191V190H175ZM174 191V193H176ZM232 191V190H231ZM8 192V191H7ZM104 192V193H105ZM146 192H149V191H146ZM181 192V191H180ZM225 194L226 193H229V191L227 192H225V190L223 191ZM223 192H222V194H223ZM53 193V192H52ZM55 193V192H54ZM53 193V194H54ZM68 193V192H67ZM66 193V194H67ZM69 193V194H70ZM76 193V194H75ZM115 193V192H114ZM143 193V194H144ZM157 193V192H156ZM155 193V194H156ZM49 194V193H48ZM110 194V193H109ZM127 194V193H126ZM139 194V195H138ZM221 194V195H222ZM232 194V193H231ZM1 195V194H0ZM4 195V196H5ZM9 195V194H8ZM30 195V194H29ZM55 196H57L56 194H54ZM74 195V196H73ZM112 193L110 194V196L112 197ZM137 195V196H136ZM148 195V194H147ZM164 195H166V194H164ZM163 195V196H164ZM170 195L171 196H173L171 193H170ZM183 195V194H182ZM219 195H220V193H219ZM218 196L217 197V199L219 198H221L222 196ZM229 196H230V193L228 194ZM228 195H227V197H228ZM19 196V195H18ZM26 196H24V197H26ZM53 197V198H57L58 200H59V198H60V200H61V198L63 199V200H61V202H63L64 201V198L65 197H67V196H65V197H59V195H58V197ZM69 196V195H68ZM109 196V195H108ZM153 196V195H152ZM151 196V197H152ZM160 196V195H159ZM162 196V195H161ZM226 196V195H225ZM1 197V196H0ZM6 197H8L7 195H6ZM24 197H23V199H24ZM106 197H107V195H106ZM106 197L104 198L105 200H106ZM178 197V196H177ZM224 197V196H223ZM231 197H232V195H231ZM3 198V197H2ZM68 198H67V200H68ZM128 198H129V196H128ZM153 198V197H152ZM157 198V197H156ZM180 198V197H179ZM66 199V198H65ZM131 199V198H130ZM129 199V200H130ZM144 199V198H143ZM142 199V200H143ZM160 199V201H161V198H159ZM166 199V198H165ZM173 200H174V198H172ZM192 199V198H191ZM194 199V198H193ZM223 199V198H222ZM1 200V199H0ZM3 200H4V198H3ZM57 200V201H58ZM102 200V201H101ZM132 200V199H131ZM150 200V199H149ZM148 200V201H149ZM223 200H225V198L223 199ZM222 200V201H223ZM2 201V200H1ZM66 201V200H65ZM144 201V200H143ZM147 201V202H148ZM154 201H155V199H154ZM166 201V200H165ZM168 201V200H167ZM186 201V200H185ZM217 201V200H216ZM220 201H221V199H220ZM17 202V201H16ZM71 202V203H72ZM134 202V204H136ZM162 202V201H161ZM218 202H219V200H218ZM217 202V203H218ZM225 202V201H224ZM7 203V202H6ZM15 203V202H14ZM59 203H60V201H59ZM68 203V202H67ZM156 203V202H155ZM160 203V202H159ZM1 204V203H0ZM4 204H5V202H4ZM111 204V203H110ZM110 204H108L109 206H108V208L109 207H111L110 206ZM176 204V203H175ZM3 205V204H2ZM1 205V206H2ZM62 205V204H61ZM64 205H66L65 203H64ZM168 205H169V203H168ZM174 205V204H173ZM218 205V204H217ZM107 206V205H106ZM114 206H115V204H114ZM135 206V205H134ZM220 206V205H219ZM222 206V205H221ZM3 207H4V205H3ZM64 207H66V206H64ZM72 207V206H71ZM116 207V206H115ZM67 208H69L68 206H67ZM73 208H75V207H73ZM107 208V207H106ZM112 208V207H111ZM111 208L109 209V210H111ZM136 208V209H135ZM4 209H6V208H4ZM3 209V210H4ZM28 209H31L30 211H28ZM79 209V208H78ZM81 209H80V211H81ZM114 210H115V208H113ZM112 209V211L109 213V215H110V217L112 216V214L115 212L114 210ZM118 209V208H117ZM126 209V208H125ZM166 209V208H165ZM217 209V208H216ZM215 209V210H216ZM2 209H1V207H0V211H1ZM3 210L1 211V216H2V214H3ZM94 210V211H93ZM100 210V209H99ZM103 210V209H102ZM105 210V209H104ZM103 210V211H104ZM107 210V209H106ZM133 210V209H132ZM167 210V209H166ZM207 210V209H206ZM78 211V210H77ZM133 211V212H134ZM150 211H152V212H150ZM62 213V215H61V213ZM76 212V211H75ZM113 212V213H112ZM215 212H217V210L215 211ZM79 212H77L76 213V215L78 214ZM96 213V212H95ZM98 213H99V211H98ZM101 213V212H100ZM102 213H104V212H102ZM119 213V212H118ZM155 213V214H154ZM91 214V213H90ZM108 214V213H107ZM130 214H132L131 212H130ZM134 214V213H133ZM143 214H145V215H143ZM210 214V213H209ZM67 215V219L65 220L64 219V217H62V216H66ZM96 215H99V214H97L96 213ZM104 215V214H103ZM102 215V216H103ZM109 215H108V217H109ZM113 215H115V214H113ZM126 215H128L129 216V214H126ZM136 215H137V217H136ZM154 215H156L155 217H154ZM163 215H164V213H163ZM0 216V218L2 219V217ZM82 216V217H81ZM101 216V215H100ZM100 216H98V217H100ZM123 216V215H122ZM132 216V215H131ZM142 216H144L143 218H142ZM204 216H205V214H204ZM213 216H214V214H213ZM71 217H74V216H71ZM77 217V216H76ZM107 217V218H108ZM115 217V216H114ZM114 217H112V218H114ZM150 217H152V216H150ZM148 218V219H152V218ZM206 217V216H205ZM7 218V219H6ZM90 218H92V214H91V216H90ZM90 218H87V219H90ZM94 218V217H93ZM96 218H97V216H96ZM95 218V220L96 221H98L99 219H101V218H99L98 220ZM122 218V217H121ZM129 218H130V216H129ZM162 218V217H161ZM0 219V220H1ZM71 219V218H70ZM69 219V220H70ZM104 219V218H103ZM131 219V218H130ZM130 219H128V220H130ZM135 219L134 220H132V221H135ZM210 219V218H209ZM214 219H215V216H214ZM3 220V219H2ZM74 220H75V218H74ZM106 220H108V219H106ZM153 221L155 220V222L153 223L154 225H155V223H156V221H158V220H156V218L155 219H152ZM71 221H72V219H71ZM101 221V220H100ZM131 221V220H130ZM210 221V220H209ZM211 221H213V219H211ZM67 222H69V224L67 223ZM127 222V221H126ZM8 223V222H7ZM39 224L40 225V223L42 224V225H40L38 228H36L37 226H36V224ZM80 223V224H81ZM85 223L83 224L84 226H86L85 225ZM135 223H137V222H135ZM158 223V222H157ZM206 223V222H205ZM207 223H206V225H207ZM214 223V222H213ZM212 223V225H214ZM37 224V225H38ZM96 224H97V226H96ZM152 224V225H153ZM2 225V224H1ZM11 225H10V227H11ZM144 225V223L143 224H141V225H137V226H143ZM148 226H150V223L149 224H147ZM152 225L150 226V227H152ZM33 226H35V227H33ZM90 226V225H89ZM144 226H146V225H144ZM215 226V225H214ZM13 227V226H12ZM92 227H89V228H92ZM203 227V226H202ZM205 227V226H204ZM216 228L215 229H217L218 227L217 226H215ZM220 227V226H219ZM20 228V229H21ZM81 228H83V227H81ZM86 228V227H85ZM133 228V227H132ZM148 228V230H149V227H147ZM147 228L146 229H144V228H142L143 229V231L144 230H147ZM189 228V227H188ZM206 228V227H205ZM204 228V229H205ZM6 229V228H5ZM18 229V228H17ZM16 229V230H17ZM19 229V231L18 232H20V233H22L23 232V230L21 231ZM92 229H94V228H92ZM135 229V228H134ZM140 229H141V227H140ZM194 229V228H193ZM31 230V231H30ZM70 230H71V228H70ZM79 230V229H78ZM77 230V231H78ZM87 231H88V228L86 229ZM136 230V229H135ZM147 230V231H148ZM150 230H151V228H150ZM201 230H202V228H201ZM206 230V229H205ZM205 230H204V233H205ZM218 231H219V229H217ZM57 231V232H58ZM82 231V230H81ZM83 231H84V229H83ZM82 231V232H83ZM146 231V232H147ZM195 231H196V229H195ZM200 231V230H199ZM17 232V231H16ZM50 233L51 234V236H50V234L49 235H47L46 236V233ZM82 232H80V233H82ZM95 232V233H94ZM189 232H190V230H189ZM192 232V231H191ZM196 232H198V230L196 231ZM202 232H203V230H202ZM214 232H216V231H214ZM19 233V234H20ZM52 233H54V234H56V237H52V236H55V235H53ZM78 233H79V231H78ZM162 233V232H161ZM200 233V232H199ZM206 233H207V230H206ZM219 233H220V231H219ZM99 234H101V235H99ZM147 234V233H146ZM16 235V234H15ZM20 235H22V234H20ZM19 235V237H21ZM82 235V234H81ZM81 235H79V236H81ZM158 235H159V233H158ZM161 235V234H160ZM185 235V236H186ZM196 235H200V234H196ZM196 235H194V237L196 238ZM58 236V237H57ZM110 236V235H109ZM156 235H154L153 237H155ZM206 236V237H205ZM13 237V236H12ZM47 237H52L51 239L50 238H47ZM111 237V236H110ZM209 237V238H208ZM14 238V237H13ZM62 238V237H61ZM61 238H60V241H61ZM81 238V237H80ZM86 238V237H85ZM150 238L151 239H153L152 238V235H150ZM157 238H158V236H157ZM159 238H158V240H159ZM183 238H185V237H183ZM59 239V238H58ZM63 239V238H62ZM82 239H83V237H82ZM130 239V238H129ZM150 239V240H151ZM187 239V240H188ZM16 240V239H15ZM19 240V239H18ZM80 240V239H79ZM79 240H77V241H79ZM84 240L85 239H83V241H80V243L81 242H83L84 243ZM149 240V241H150ZM155 240V238L153 239V241ZM184 241L186 240V239H183ZM59 241V240H58ZM59 241V242H60ZM122 241V240H121ZM127 241V240H126ZM141 241H142V239H141ZM164 241V240H163ZM57 242V241H56ZM55 242V243H56ZM157 242V241H156ZM155 241H154V243H156ZM159 242V241H158ZM188 242V241H187ZM78 243V242H77ZM139 243H140V239H139ZM142 243V242H141ZM165 243V242H164ZM182 242H180V244H181ZM184 244H185V242H183ZM186 244H188V243H186ZM10 245V244H9ZM55 245V244H54ZM57 246H58V243L56 244ZM83 246V245H82ZM81 246V247H82ZM166 246V245H165ZM188 246V245H187ZM189 247H190V245H189ZM9 248V247H8ZM11 248V247H10ZM10 248H9V250H10ZM55 248H56V246H55ZM71 247H69L68 249H70ZM71 248V249H72ZM67 249V250H68ZM57 250V249H56ZM8 251V250H7ZM162 251V250H161ZM170 251H174V253L172 252V254H171V252ZM10 252V251H9ZM63 252H65V251H63ZM62 251H61V255H63L62 253H63ZM8 253V252H7ZM7 253H5V254H7ZM77 253V254H76ZM162 253V254H161ZM164 253V254H163ZM9 254V253H8ZM69 254H70V256H69ZM83 254V255H82ZM6 256V255H5ZM4 256V257H5ZM72 257H73V259H72ZM4 259V258H3ZM6 259H7V257L5 258V261H4V264H5V262H6ZM1 263H3V261H1L0 262V264ZM159 264V263H158Z\"/></svg>",
    "mask_w": 264,
    "mask_h": 264
},
{
    "label": "snow or ice",
    "instance_id": "snow-or-ice-1",
    "mask_svg": "<svg viewBox=\"0 0 264 264\" xmlns=\"http://www.w3.org/2000/svg\"><path fill=\"white\" fill-rule=\"evenodd\" d=\"M162 8H166V4H161ZM190 7L200 9L196 16V32L200 35H203L205 39H203L202 43L207 44L209 47L213 49L214 52L219 51L223 52H231L232 44L230 37L227 35V29L231 28L233 32L239 29L240 34L244 37L245 41L249 35V32L245 30V28L240 27L241 19H249L251 16H257L259 19V27L260 29H264V0H249V2L240 4L236 3L235 0L233 3L229 4H213V5H202L199 3H194ZM207 8V11L203 9ZM246 9L249 16H245L243 12L237 13V9ZM114 16L116 23L119 24L122 22L121 13L119 11H114ZM188 26V31L192 30V20L188 18L184 21ZM150 24L153 26L149 29V34L145 35V43H148L151 39L150 32L155 31L156 29L163 28L165 24V19L163 15L154 16L151 20ZM219 45V48H217ZM247 51V50H246ZM261 55V63L264 64V44L261 45L260 49ZM89 54H85L83 57H79V59H83L84 63L81 64V67H91L94 64H97L98 61L95 59L88 58ZM78 59V62H79ZM246 57L245 54L239 53L238 58L234 61L236 64H245ZM64 79H70V77H63ZM264 78V76H262ZM60 78L53 77L49 80H44L43 83L46 85L45 88L39 87L37 84H32L30 82H25L19 85H12L15 89V95L17 98V103L20 105L21 113L34 114L36 116H43L44 120L50 119L47 114L48 109H51L52 114H55L58 111H62V106L67 100V94L62 97L61 96V88L67 89V84H60ZM8 85L5 84L4 87ZM49 88L55 89V99L52 98L51 93L49 92ZM59 101V103H57ZM258 103L260 106V114L264 115V90H262ZM43 109V111H40ZM211 120V128L204 134L202 137H198L196 132L192 133L193 141L198 139H207L211 136L216 127L217 121H222L225 125L230 123V117L227 113L226 109H222L221 105L218 101H214V111L210 117ZM43 123V121H40ZM75 131V128L73 129ZM246 134L245 128L237 129L236 135L232 137V143H236L242 135ZM260 140L262 146H264V131L260 133ZM193 145L190 143L188 147H192ZM264 150V148H262ZM205 156L208 155L207 148L204 149ZM187 156V151L183 153ZM35 172L36 170L33 169ZM160 170L157 169L156 172ZM163 175H168L167 172H164ZM150 176L155 178L153 173L145 172L143 175V179L147 180ZM27 179V177H25ZM35 203L37 207L43 202L41 200V192L39 189L34 190ZM261 212L264 213V205L261 207ZM3 235V233H0ZM260 256L261 259L259 264H264V242L261 243L260 246ZM15 264V262H13ZM215 264H231V262L220 259L215 262ZM238 264H249V262L241 260Z\"/></svg>",
    "mask_w": 264,
    "mask_h": 264
}]
</instances>
